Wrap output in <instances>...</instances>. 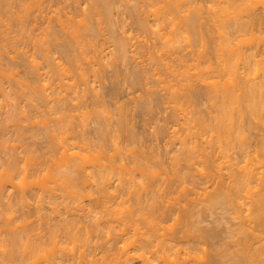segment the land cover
I'll use <instances>...</instances> for the list:
<instances>
[{"label":"rangeland","instance_id":"rangeland-1","mask_svg":"<svg viewBox=\"0 0 264 264\" xmlns=\"http://www.w3.org/2000/svg\"><path fill=\"white\" fill-rule=\"evenodd\" d=\"M3 1V0H2ZM2 1L0 0V5H1V10H0V22H1V17L4 15L5 16V14H6V16L4 17V18H6L5 20H4V18H3V20L4 21H6V23L2 20V23H0V33H2L1 35H0V67H2V69H0L1 70V72H0V84H1V88H0V143L1 144H3L2 142H4L5 141V143L3 144V145H0V173L2 174L3 172V175L6 173V171L8 170V169H6L7 167H10V165H11V163H10V161H12L11 160V158L12 157H16L15 155H16V153L18 152V154H17V157L19 158V160H20V162H21V160H22V162L23 161H25L28 157H26V156H30L32 159H31V161L32 162H30V160H26L25 162H21V163H17L18 164V170H17V172H18V176H15L16 178H14L15 180H13V181H16V179H17V181L15 182V183H24V184H22L21 183V185H20V187H19V185L18 184H16V185H18V187L22 190H20L17 186H14V182L12 183V182H9L8 181V179L7 180H5V179H3L4 180V182H2L1 180H0V182H2V183H4L5 184V182H6V186L9 188V189H6V187H4V186H2V184H0V188L1 187H4V189H2V191L3 190H5L6 189V193L4 192V195H2V191H1V193H0V195H2V196H0V197H2L3 199H5V200H3L2 198H0V256H1V254L3 253L4 255L8 252H6L5 251V253L4 252H2V250L4 251V249H9L10 251H12V252H10L11 254H12V256L14 257V253L16 254V258H14V261H13V259H10L9 258V256H10V254H8V255H6L5 257L7 258H9L11 261H10V263L11 264H19L20 262H21V260L23 259L21 256L23 255H25L26 256V254L28 255V256H26V258L24 259V261L26 262H24V261H22V262H24L25 264H32V262H34V261H36L35 263H33V264H46L47 262L46 261H48L47 259L45 260L44 258H43V256L45 257H48L49 256V258L51 257V256H53V255H55L54 253H56V255H58V254H61V252H62V250H65V251H63V253H67L66 255L67 256H74L75 254H78L79 253V250L80 249H82V248H80V249H76V251H75V248H76V246H77V248H79V247H82V246H80V245H77V244H75L74 242H71V239H69V237H68V239L66 238V239H64L63 241H64V244H63V242L61 241V243H60V241L58 242V240H57V245H58V243H59V249H55L54 247H53V245H56V244H54V239H52V242L51 241H48V240H51L50 238H52L51 237V232L50 231H52V227H53V225L51 226V224H53V222H56V221H60V216L63 214V215H65V217H67L68 218V216H70L69 218H71L72 216H74L73 215V210L72 211H70L69 212V210L67 209V207L69 208V206H67L66 204H68L69 205V203H74V201H76L78 204H73V207H70V208H76L75 207V205H77L80 209L79 210H77L78 209V207H77V209H75L74 210V214L76 213H78V215H76L75 214V216L74 217H78V216H80V218H82L83 220H81V221H83V222H85V223H92L93 222V220L94 219H96V216L98 217V221L100 220V218L101 217H99V212L101 213L100 214V216L102 215V220H100L101 222H104L103 220H104V217L105 216H107L106 214H107V212H106V206L105 205H103V204H105L104 202H103V199H106V198H108V197H106L105 198V193L103 194V192H101L100 191V193H102L103 195H105V196H102L101 194L99 195V192L97 193V191H95V194H93V198H91L90 196H86V197H79L78 199H77V196L75 195H73V194H71V192L72 191H70V189L71 188H69L68 190L67 189H64V188H66V186H68V184H65L66 182L68 183V180L65 182V181H63V180H61V179H57L56 177H51V176H54L52 173H49L52 169L54 170V169H56V168H61L60 167V165H62L63 166V164H64V162H65V158H70V157H63L64 158V162H61L60 163V165L56 162V161H58V158H59V156H60V152H62V150L64 149H62L60 146H62L61 145V143L59 144V138L58 137H56V136H59L60 138H61V134H62V132L61 131H59V130H57L58 128H57V126H55V128H56V130H55V128H54V125H57V123H58V120L56 121L55 120V118H56V116H58V117H60L58 114H62V115H64V113H57L56 114V116H55V108H57L58 109V111L59 110H61L62 109V111H63V107L65 106L66 108H67V110H68V112L69 113H67V114H69L68 116L69 117H71V121H72V123H73V121H75L74 123L75 124H72V125H74L73 126V128L71 129V131H72V133L73 134H70V133H66V135L65 134H63V135H65V143H66V140H68V143L70 142L69 140H70V136L72 135V137L71 138H73V135H74V138H75V136L77 137V136H79V134L81 133L82 134V130H80V131H82V132H80V133H78V131H79V129H77V130H75L76 128H77V124L78 123H80V125H81V123H86L85 125H81V127H80V125H79V128L81 129H83V130H85V136H87L88 135V137H91V134H92V132L91 131H93V129H94V127H95V125H97V122H98V125L100 124V126H98V127H101L102 129L104 128V130H105V132H107V130L108 129H106L107 127L109 128L111 125H113L114 123V125L115 126H113V127H110V128H116V126H117V123L120 121V123H122V121H124L125 122V116L127 115V114H129V118H127V116H126V118H127V120L129 119V121H128V123H126V124H124V126L127 128L126 130H125V128H123L121 125L122 124H120V126L122 127H120L121 128V131H119V132H117L116 133V131H114L115 133H112V137L114 138L115 136L114 135H117L116 137L117 138H114V140H115V143L117 142V140H118V143H119V145L118 146H120V147H123L124 145H126V144H124V145H121V144H123V143H125L126 141V143H127V147L131 144H135V146L134 145H132V152H130V146H129V148L127 149L125 146V148L123 149H121L120 151V156L122 155L121 153H124V152H126L125 153V155L123 154V156H122V158H124V161H128L129 163H130V166L131 165H133V166H137V168L135 169V170H131L132 172H131V174H130V172L128 173V176H130V175H132V176H130V178H129V182L127 181V183H128V185H129V183H130V187H128V185H127V183L125 182V184H124V182L122 181L123 179H118V177H117V175H112V179L114 180L113 181V185H114V189H113V187H112V189L113 190H115V193L117 192V191H119V193L118 194H116L114 197H113V200H111V202H110V204L111 203H115V204H117V205H120L119 203H121V206H120V208L122 209L123 207H125L124 205H129V202L130 201H133L134 202V200L135 199H133L132 197H134L135 198V196H131L132 195V192H125L126 191V186H127V188H129V189H131V188H134L133 186L135 185V186H137L138 187V185H140L139 183H135V181L137 182L138 180H139V182L142 180V178H146L147 177V175H145V174H148V176H150L149 175V173H145L144 172V170L147 168V165H149L150 166V168H154V167H156V169L155 170H158V168L157 167H159L158 165H153V164H156L155 162L156 161H158L157 159H161L162 160V164L158 161L157 163H160V167H161V165H163V164H165L166 162H167V164H166V166H164L163 165V168L161 167V169H163V171L165 172V173H162L163 171H161V170H158V171H160L159 173H160V178L162 179H160V181H162V182H157V180H158V176H157V179H156V184L158 185H156V186H154L155 188H157L158 189V187H159V189L157 190V191H155L156 193H157V195L155 194V197H153V198H155L156 200H157V203L158 204H160L161 203V205L162 204H166L165 206L164 205H162V206H164V207H166V208H168V210H169V207H170V209H172L173 208V213L171 214L169 211H171V210H169L168 212L170 213L169 215H170V217H167L166 219L168 220H165L164 221V218L162 219L161 217H157L158 218V220L160 221V223L161 224H159V226L157 227V226H155V228H154V226H153V228L152 229H149V225H153V224H157V223H159V221H157V218L155 219V217H153L152 219H150V218H148L149 220H148V222H147V220L145 221V219H144V224L146 225H144L143 224V222L141 221V223L139 222V220H141V217H140V219L137 217V218H135L134 220L136 221V222H131L130 221V223H133V225L131 224L130 225V223H128L129 221H127V223H126V221H124V223H123V221L121 222L120 220H121V218H119V217H121L122 215L124 216L123 218L125 219L126 217L125 216H127V214H128V212L127 211H125V209L123 208L122 209V211L123 212H125V215H124V213H122V211L120 212V211H116L117 213H111L112 211H110V214L111 215H109V219L108 220H110L109 221V223L111 222V220H114V221H112L111 222V224H110V226L111 225H116V226H111L112 228L114 227L115 229H119V230H117V231H119V233L118 232H116L115 231V229L113 228H111L110 226H108L107 225V227H110L111 229H112V231L113 232H111V231H109V229L107 230L108 231V234H107V231L105 232L107 235H104L105 233H104V231H101V233H100V231H96V233H98L96 236L97 237H95L94 236V238H93V240H98L99 241V243H100V241H101V244H104V243H108L109 242V244H113L110 248H108V252L110 253L108 256H110L109 258L110 259H113V258H116V260L118 259L117 257H115V256H117V254L119 253V251H121L120 249H124V248H126V249H129V250H132V248H135L134 246H136V244H134V240L133 239H135V238H137V237H139V232H143L144 231V229H145V231H147L148 229L149 230H157V228H159V231L158 232H160L161 234H164V231H163V229L164 230H168L169 231V234H168V231H167V233H165L166 235L168 234V235H171L170 234V231H175L174 233L176 234L177 232V236H178V238H179V234H184V233H186V235L184 234L183 236H184V238L183 239H185V237H189L188 239H192L191 240V242L190 243H192V244H198L197 246L198 247H196V249H195V251H197L198 249H199V251H198V253H197V255L198 256H200V254H201V256H203L204 254L203 253H207L206 252V250H205V252L203 251V248L205 249V246H206V248H208L209 249V246L212 248V245L213 244H215V243H218L220 240L219 239H221L222 240V238L221 237H223L222 235V233L224 232H226L227 233V229H229V227L231 226V225H233L234 223H232V222H237L238 221V219H239V216H238V219L237 218H235L237 215L236 214H238V213H234V210H232L233 208H232V206H231V204L228 202V203H226V202H224L225 203V205H224V207L223 206H220V208H219V206L218 205H213L210 201H211V199L209 198L211 195H210V193H209V191H207V190H209V189H211L212 188V184H209L208 182V184L211 186H209L207 183V185L206 184H204V183H202V184H200V177L198 178L199 179V181H197V182H199V183H197V187H194V189H195V191H194V189L193 188H190L191 186L193 187L194 185H195V183H194V181H193V184H192V182H191V180H189V179H192V180H195L196 181V179L195 178H193V177H191V178H189V176L187 177V176H185V174H184V179H183V181H181L180 180V182H182L183 184L184 183H188V180H189V182L191 183H188L189 184V187L187 186V191L188 190H193V192H191V191H188L187 193H186V188H185V192H183V188H181L183 185H181V183L180 182H178L179 180L178 179H176V180H174L173 179V181H171L172 179H170V178H176L177 176L175 175V173H174V171L173 170H176V169H178L179 168V166H180V169L182 170V171H184V170H186V166H188L187 164L188 163H186V162H184L185 160H180L179 161V163H176V162H178L177 161V159H176V161H174L175 160V158H176V155H175V153L177 154V155H179V152H180V149L182 150L183 148H181L180 146H182L183 147V143L182 142H184V145H185V143H186V145H187V143H189L190 141V139L191 140H193L194 142L196 141V139H197V134L196 135H194L193 134V132L195 133V131L197 132V130L198 129H200L197 125H198V123L196 124V125H193V124H195L196 122H195V120L194 121H192V120H190V121H187V120H189V118H190V116H193L194 114L196 115V114H202V115H204L205 117H208V119L211 117V119H213L212 118V116L214 117L215 116V114H217V116H219L218 115V113L220 114V115H224V114H221V106L219 105L218 107H219V109H218V107L216 106V105H218V102H221V104H222V98H223V95L224 94H222L223 93V83H224V79L225 78H223V76H220V77H217L216 79L219 81V78H220V81L218 82V83H216L215 85L213 84V83H209L208 84V81L206 82L205 81V85H204V81L203 80H201L200 81V79H197L198 78V74L195 72V68L194 69H190V71H188V72H190L191 74H189L188 73V76H186L185 78H187L188 79V82H189V78H190V84H187L188 82H186V84H184V85H182V88H183V90H184V88L186 89V90H182L183 92H184V94H182V91L180 92V94H182V95H180V100H181V102H185V100H186V103L181 107V105H177V102L175 101V99H173V97L171 96V93H170V84H169V87H166V84L168 83V82H171V81H169V79H168V81L167 82H165V81H161L160 80V78H159V80H160V82H156L157 80V78L158 77H163V72H165L166 71V75H167V78H168V76L170 75V73L172 74V72H171V69L170 68H168V69H166L165 68V66L166 65H164V67L163 66H161V65H163V63H162V61H166L167 59V61H169V63L171 64V62H173L174 63V66H176V64L179 66V67H181V65H179L180 64V62H179V60H181V63H185L186 65H185V68L187 69V66H190V68H191V66L193 67V65H194V63H190V62H197V60L199 61V62H201L200 63V65L201 66H203L202 64H203V60L204 59H201V57H202V55L200 56V52H203V50L204 49H206V52H207V47H208V45L210 44V42H211V48L213 49V52H212V54L213 55H215V57L214 56H212V54H210L211 52H209V50L210 49H208V52L209 53H207L208 54V56H210V59H212L213 58V60L215 59L216 60V58H217V61H216V63H215V65L218 63V60L220 59V56L221 57H224L225 56V54L223 55V51H221L220 50V52H222L221 54L218 52V50H219V48H218V45H216V42H218L219 41V39H218V37H215V36H219V38L221 39V37H220V32H219V30L218 29H215V28H217L216 26H215V30L214 31H212V29H211V27L209 28V26H211L215 21L214 20H211L210 19V17H209V14H208V10H209V8H208V10H207V6L209 5V3H211L210 1H209V3H208V0H206V2H200V4L202 3L204 6H206L205 4L207 3V6H206V8L203 6V7H201V10H200V13H201V11H202V15L201 14H199V16L201 15L202 16V21H200L201 19L200 18H198V21H199V24H200V22L202 23L203 21V23H205V24H202V25H206V23H207V26L205 27V28H207V29H205V28H203V29H205V31H203V32H206L205 34L207 35L206 36V39L203 37V38H200V39H203V41H205V42H203L202 41V43H206V42H208L207 44H206V46H205V44H198V39H197V41H195L196 42V45H197V47H198V51H197V49H196V47L194 48V46H196L194 43H192L193 45L192 46H190V43L188 42L189 40H186V39H188V38H186L185 39V36L183 35V38H182V33L180 34L181 36H179V34L177 33V35H178V38L179 39H181V40H177L176 39V37H175V39H176V41L177 42H175V43H178V41H179V44L178 45H180L179 47H178V45H177V47L179 48L178 49V51H177V57H178V55L180 54V59H178L177 57H176V53H174L173 54V51L171 52V55H172V57H171V55H170V59L167 57V55L168 54H170V52H168V54L166 53V55H165V53L164 54H162V57H161V60H160V62H156V61H154V57H156L157 58V56H155V53L157 52L156 50H158L159 49V47L158 46H160V48L162 47V45L164 44V40H165V37L163 38L162 37V39H164V40H161V39H158L157 38V34H155V32H149V29H147V32L148 33H146V30L144 29L145 28V26L143 27L141 24H142V22L144 23V22H147V21H149V22H147V24L148 23H150V25H154V26H150V28L152 29V31L154 30V29H156L158 26V22L156 23V21L157 20H154V19H156V17H155V15H154V13L152 14V12L149 14V13H147V11L149 12V10H148V8H149V4L148 5H146L147 3H144L143 4V2H139L138 0H124V2H123V0H114V1H112L113 3H111L112 4V8H111V14H110V17H108L109 18V20H108V18H107V21H110V22H107V23H104L105 22V20H103V18H105V17H101V21H99V18L97 17V16H95V17H90V18H92L91 19V21L93 22V21H95V22H93V24H95V25H97L96 27H99V29H96V32H97V30H99V34H98V36H96V38L95 39H98V43H99V46H100V48L103 50H99V52H100V56L101 57H104V59H103V62H102V58H101V67H102V70L100 69L101 67L99 66L100 64H98L97 65V63H95L94 62V59L92 60V59H90V56L89 57H87V59H89V61L90 60H92L93 62H94V64L96 65V66H99L100 68H98V69H100V71H99V73L97 72V67L96 66H94V64H93V62L91 63V64H93V66L96 68V70H95V68H94V70H93V72H96V74L93 76V72L92 71H90V68L89 67H92V65L91 64H89V66H88V68H89V71H90V73H89V80H90V83H89V86H90V84H91V82H92V85L91 86H93L92 87V92H95V90H93L94 88H96V90L98 91V90H100V92H98V94H101L102 93V95H103V97H102V95L101 96H98V98L99 99H97L96 100V103H93V101H91V100H93L92 98H91V96L93 97V93H92V95H91V88H87V89H82V90H88L86 93L85 92H82L83 94H84V97L85 96H88L86 99L88 100V101H85L86 99H84V102L85 103H83V105H82V102L83 101H81V88L83 87V85L85 86V84L81 81V83L80 84H78L79 83V79H80V77L78 78V76H79V73H78V75H77V73H73V75H74V77H75V79H76V77L78 78L76 81H77V91H78V93H76V91H74L73 89L75 88L74 87V85L73 84H76V82H75V80H74V78H73V75H71V72H70V74H69V72L67 73V76L69 77V75L71 76V78L69 77H67L66 76V78H65V76H64V78H60V77H63V74L64 73H62V76L58 73V72H56V73H58V75L55 73V71H54V73H55V76H53V74H51V72H53V71H49L51 68H50V66L49 65H51L50 64V60L52 61V59H53V55H54V59H53V61L55 60V63L58 61L59 62V59H60V62L61 61H63V63H67V61H65L66 60V56H64L63 54V52H61L60 50H57V48H58V44H56V49H55V46H54V44H55V42H54V44H53V41L51 40V42H52V44H50L49 46L51 47H49L48 46V48H50L51 50H50V52H49V57H47L48 59H46V57L45 56H47V54L45 53V51H44V48L46 47H43L42 46V48L40 47V45H41V43H39L38 44V41L39 40H41L40 42H42L43 43V41H42V39H44V41L45 40H48L47 38H50V37H47L46 39L45 38H43L44 37V34H45V30L47 29L46 27L48 26V31H49V29H50V26H52L51 27V29L50 30H52V28L54 27V30H55V27H56V32H58L61 28H62V22L64 21V22H66V19H63V18H68V16L72 13V15L74 14V17H75V21H74V23H76L77 21H76V17H77V20L78 19H80L81 17H82V15H81V17H80V14L82 13V11H84V7H88V6H90L89 4H88V2H90L91 0H38V4L36 3V6H35V2H37V1H35L34 2V4L33 3H31L30 5L32 6V7H30V9H29V7H28V10H29V12H27L28 10L26 9V12H24L25 11V8H27V7H25V6H23V7H25L24 8V11L22 12V10L21 11H19L20 9H22L23 7H21L20 6V4H21V1H20V3H18V2H14L13 3V5L11 6V8L12 9H10V7H9V9L11 10V12H16V13H10V15L8 16V14H9V10L7 11V10H5L7 7V5H9V3L11 4L12 2L11 1H9V3L7 2V4H5V2H4V4L2 5L1 3H2ZM17 1V0H16ZM24 1V0H23ZM22 1V2H23ZM26 1V0H25ZM118 1H120V2H118ZM128 2V1H130V2H128V7H131L130 9L129 8H127V4H125V2ZM200 1H204V0H200ZM33 2V1H32ZM116 2V3H115ZM139 2V3H138ZM24 3V2H23ZM22 3V4H23ZM26 3V2H25ZM30 3V0H28L27 1V3L26 4H29ZM124 3V4H123ZM14 4H15V6H14ZM113 4H115V5H113ZM137 4H139V5H137ZM143 6H141V5ZM199 4V3H198ZM6 5V6H5ZM19 6V7H17V9L18 10H15L16 9V6ZM24 5V4H23ZM38 5L40 6V8L38 7ZM125 5V6H124ZM130 5V6H129ZM161 5H163V4H161ZM211 5V4H210ZM4 8H3V7ZM29 6V5H28ZM138 8H137V7ZM139 6H140V8H139ZM145 6V7H144ZM148 6V7H147ZM6 7V8H5ZM14 7H15V9H14ZM193 7V6H192ZM125 8H127V10L125 9ZM134 8H135V10H134ZM143 8V9H142ZM145 8V9H144ZM184 8V9H183ZM183 10H179V11H175V13H177V16L174 18V19H178L177 21H168V19L166 20V22L167 23H165L166 24V26L167 25H169V26H171L172 28H173V25L176 23V25L177 24H179L178 26H177V30H178V28H179V30L178 31H180L181 30V28H182V26H180V25H183V23H182V19L180 18V17H182L183 19L185 18L184 16H186L187 14H189V12H191V13H193V9H188L189 7H186V6H183ZM15 10V11H14ZM86 10H88V9H86ZM132 10V14L129 12V11H131ZM144 11L143 13H141L140 11ZM147 10V11H146ZM186 10H188V13H187V11ZM192 10V11H191ZM205 10H207V12H205V16L206 17H203L204 16V11ZM2 11V12H1ZM6 11V12H5ZM17 11H18V14H20V16L22 17H20L19 15H17ZM138 11V12H137ZM182 11H183V13H182ZM184 11H186V12H184ZM21 12H22V14H21ZM81 12V13H80ZM136 12V13H135ZM146 12V13H145ZM3 13V14H2ZM5 13V14H4ZM24 13H25V15H27L26 17H25V15H24ZM77 13V14H76ZM138 13V14H137ZM141 13V14H140ZM190 13V14H191ZM207 13V14H206ZM1 14H2V16H1ZM11 14H13L14 15V17L11 15ZM59 14V15H58ZM60 14H62V16H64L65 14L66 15H68V16H66V17H63L62 18V16L60 15ZM78 14H79V16H78ZM83 14V13H82ZM145 14V15H144ZM179 14V15H178ZM183 14V15H182ZM61 16V18L63 19V21L61 22V18L60 17H58V16ZM72 15H70V19H72L71 17H72ZM134 15V16H133ZM154 15V16H153ZM173 15V14H172ZM171 14H170V16L169 17H167V18H169V20H171L170 19V17L172 16ZM153 18L154 17V19H152L151 17ZM14 18V21L12 20L13 18ZM27 17H28V19H27ZM73 17V18H74ZM80 17V18H79ZM97 17V18H96ZM113 17V18H112ZM135 17V18H134ZM136 17H137V19H136ZM139 17V18H138ZM140 17H142L141 19H140ZM146 17H147V19H146ZM150 17V18H149ZM179 17V18H178ZM21 19V21H20V19ZM58 18L60 19V21L58 20ZM89 18V17H88ZM89 18V19H90ZM94 18V19H93ZM206 18H208V19H206ZM7 19H9L8 21H7ZM10 19L12 20V21H10ZM19 19V20H18ZM25 19H26V21H25ZM69 19V18H68ZM111 19V20H110ZM140 19V20H139ZM81 20V19H80ZM98 20V21H97ZM137 20V21H136ZM153 20L155 21V23L153 22ZM211 20V21H210ZM23 21H24V23H23ZM69 21V20H68ZM67 21V22H68ZM136 21V22H135ZM178 21H181V22H179L178 23ZM210 21V25L208 24V22ZM213 21V22H212ZM13 22V23H12ZM60 22H61V25H60ZM67 22L65 23V27L63 26V28H67V31H69L70 33H71V31H70V28H69V26H68V24H67ZM79 22V21H78ZM103 24H102V23ZM168 22H170L171 24L172 23H174L173 25H170V23H168ZM21 23H23V24H21ZM97 23V24H96ZM163 22H161V24H163V25H165ZM181 23V24H180ZM3 24H6V25H3ZM19 24V25H18ZM56 24V26H54ZM67 24V25H66ZM105 24V26H103ZM137 24V25H136ZM161 24H159V27H160V25ZM217 24V23H216ZM18 25V26H17ZM22 25V26H21ZM61 27V28H59V26ZM107 25H109L110 27H109V29H107L108 27H107ZM139 25H140V28H139ZM214 25H215V23H214ZM2 26V27H1ZM7 27V29H6V27ZM12 26V27H11ZM15 26V27H14ZM24 26H26L25 27V29L24 30H26V28H27V31H24V30H22L21 28L22 27H24ZM66 26H68V27H66ZM101 26V27H100ZM111 26L114 28V29H116V30H114V32H113V29L111 28ZM138 26V27H137ZM142 26V27H141ZM203 26V27H204ZM13 27H14V29H13ZM106 27V28H105ZM174 27H175V25H174ZM202 27V26H201ZM201 27H198V28H201ZM5 30H4V29ZM21 29L22 31H23V33H25L24 34V36L22 37V38H24V39H21V36L20 35H23V34H21L22 33V31L21 30H19V29ZM104 28V29H103ZM168 28V30H169V28L170 27H167ZM167 28L165 29V30H167ZM12 29H13V31H12ZM59 29V30H58ZM208 29H210L211 30V32H213V34L214 35H211V33L210 34H208V32L209 31H206V30H208ZM262 31H261V30ZM260 29H258L257 27H256V29L254 28V32L255 33H253V31H252V29H250V30H248L249 32V34H247V38L249 39L250 38V35H251V37L253 38L254 37V39H252V38H250V40L251 41H249L248 42V40H247V42H245L246 44H247V46L248 45H250L251 44V46H250V48L252 47V45L254 44V46L257 44V42H259V46L258 45H256V47H254L253 46V48H252V50H253V52H254V56L252 55V57H251V59H256V58H259L258 60L260 61L261 60V62H260V64L261 63H264V62H262V61H264V53H263V51H264V42H262V41H264L263 39H264V35H263V33H264V27H262V28H260ZM16 30H18V31H16ZM29 30H31V31H29ZM65 30V29H64ZM145 30V31H144ZM170 30H171V28H170ZM175 30V29H174ZM184 30V29H183ZM183 30H182V32H183ZM202 30V29H201ZM218 30V31H217ZM256 30H257V32H256ZM6 31V32H5ZM19 31H21V32H19ZM47 31V32H48ZM60 31H62V29L60 30ZM59 31V32H60ZM105 31V32H104ZM118 31V32H117ZM143 31V32H142ZM151 31V30H150ZM155 31V30H154ZM173 31V30H172ZM216 31V32H215ZM4 32V33H3ZM8 32V33H7ZM29 32V33H28ZM46 32V33H47ZM58 32V34H59V37L61 36V34ZM63 32V31H62ZM64 32H66V31H64ZM104 32V33H103ZM175 32V31H174ZM173 32V33H174ZM215 32V33H214ZM251 32V33H250ZM16 33V34H15ZM49 33V32H48ZM48 33L47 34H45V36L46 35H48ZM98 33V32H97ZM97 33H96V35H97ZM117 33H120V35L119 34H117ZM151 33V34H150ZM167 33H168V31H167ZM167 33H166V35H167ZM176 33V32H175ZM184 33V32H183ZM259 33V34H258ZM69 33L67 32V35L65 36V37H63L62 38V36H61V39L60 40H66L65 38L68 36L70 39H72L71 37L72 36H69L68 35ZM102 34V35H101ZM112 35V37H111V35ZM121 34H123V35H121ZM125 34V35H124ZM154 34V35H153ZM219 34V35H218ZM253 34H255V35H253ZM5 36V38L7 39V37L9 36H12V37H8V40H11L12 41V38L14 39V43H15V45H14V43L12 44V42L11 41H9V42H4V41H7L3 36ZM27 35V36H26ZM29 35H31V36H34V38H32V39H30V41H29V38L28 39H26ZM62 35H64V34H62ZM92 35V34H91ZM101 35V36H100ZM117 35V36H116ZM131 35H133V36H131ZM150 35H151V37H150ZM156 35V36H155ZM176 35V34H175ZM174 35V36H175ZM176 35V36H177ZM19 36H20V38H19ZM49 36V35H48ZM88 36H90V35H88ZM116 36V37H118V38H114V37ZM124 36V37H123ZM126 36L128 37V39L126 38ZM131 36V37H130ZM257 36H258V38H257ZM3 37V38H2ZM67 37V38H68ZM91 37H95L94 35L93 36H91ZM98 37V38H97ZM101 37V38H100ZM105 37V38H104ZM119 37L120 38H122V39H119ZM159 37V36H158ZM209 37V38H208ZM241 37V36H240ZM263 37V38H262ZM17 38H19V39H17ZM37 38V39H36ZM40 38V39H39ZM42 38V39H41ZM51 38H52V36H51ZM50 38V39H51ZM68 38V40H70ZM100 38V39H99ZM155 38V39H154ZM218 40H217V39ZM241 38H243V37H241ZM247 38H245V39H243V41H246V39ZM5 39V40H4ZM53 39V38H52ZM102 39V40H101ZM113 39H114V41H113ZM125 39V41L126 42H131V44H127V47H128V49H129V52L127 53V55H126V57H120V58H118L119 59V61H118V59H116V60H114V57L113 56H115V58H116V52H118V50H116V49H114V47H115V45H116V48L118 47V45L115 43L116 41H117V43L119 42V41H122V40H124ZM129 39H131V40H129ZM154 39V40H153ZM158 40V44H159V40L160 41H162V42H160V44L159 45H155L154 43L156 42L157 43V40ZM259 39H261V40H258ZM18 40V41H17ZM24 40V41H23ZM27 40V41H26ZM54 40V39H53ZM139 40H140V42H139ZM142 40V41H141ZM153 40V41H152ZM156 40V41H155ZM184 40V41H183ZM186 40V41H185ZM196 40V39H195ZM236 40L237 39H235L234 41L236 42ZM255 40H256V42H255ZM26 41V43H24ZM48 41H50V40H48ZM57 41V40H56ZM133 41V42H132ZM46 42V41H45ZM50 42V43H51ZM102 42H103V44H102ZM135 42V43H134ZM147 42H148V44H147ZM182 42V43H181ZM183 42H184V44H186V42L189 44V46H188V44H186V46L185 45H183ZM192 42H194V41H192ZM201 42V41H200ZM6 43H9V47H11V48H9V47H7L8 45H6ZM46 43H49V42H46ZM57 43V42H56ZM138 43L140 44V46H138L137 47V45H138ZM154 45H153V44ZM161 43H162V45H161ZM1 44H2V46H1ZM4 44V45H3ZM120 44V43H119ZM129 45H130V47H129ZM152 45V46H151ZM176 45V44H175ZM210 45H209V47L208 48H210ZM18 46H19V48H18ZM136 46V47H135ZM143 46H146V48L145 47H143ZM147 46H148V48H147ZM154 46H156V47H154ZM201 46H203V47H201ZM257 46H258V49H257ZM261 46H262V48H261ZM12 47H13V49H12ZM21 47H23V54L21 53L22 52V50H19V49H21ZM141 47H142V49H141ZM150 47H151V50H150ZM188 47V48H187ZM191 47V48H190ZM194 48V50H193V48ZM201 48V50L202 51H200L199 52V49ZM260 47V48H259ZM4 48V49H3ZM9 48V49H8ZM17 48H18V50H17ZM134 48V49H133ZM138 50H137V49ZM152 48H154L153 50H152ZM156 48V49H155ZM6 49V50H5ZM15 49V50H14ZM24 49H26V51L24 50ZM54 49H55V51H54ZM60 49V48H59ZM187 49V53H186V55H182L181 56V53H183L182 52V50L184 51V53H185V50ZM191 51H190V50ZM254 49H255V51H254ZM48 50L49 49H47V51L46 52H48ZM114 50L116 51L115 53H114ZM156 52H155V51ZM259 50V51H258ZM131 51V52H130ZM139 51V52H138ZM28 52V53H27ZM78 52H79V50H78ZM81 52V51H80ZM101 52H102V54H101ZM145 52H147V54H149L148 55V57H147V65H146V57H145V55H146V53ZM192 52H193V54L194 55H198L197 56V58H196V56L194 57V55H191L192 54ZM205 52V53H206ZM214 52H215V54H214ZM44 53H45V55H44ZM94 53L95 52H93V54H92V51H91V58L94 56ZM113 53H114V55H113ZM159 52H157V54H158ZM205 53L203 52V54H204V56L205 57H208V56H206L205 55ZM216 53H218V55L216 54ZM255 53H256V55H255ZM257 53H258V55H257ZM25 54H26V56H25ZM62 55V56H59V55ZM132 54V56H130ZM134 54V55H133ZM142 54V55H141ZM210 54V55H209ZM220 54V55H219ZM261 54L263 55L261 58H260V56H261ZM27 55H29V57L30 58H28L27 57ZM51 55V56H50ZM128 55H129V57H128ZM154 56V57H152L153 58V60L151 61V56ZM164 55V56H163ZM189 55V57H187ZM56 56V57H55ZM58 56V57H57ZM135 56H136V58H135ZM147 56V55H146ZM169 56V55H168ZM190 56H192V57H190ZM216 56H218V57H216ZM33 57V58H32ZM113 57V58H112ZM174 57V58H173ZM25 58V59H24ZM57 58V59H56ZM59 58V59H58ZM62 58V59H61ZM65 58V59H64ZM126 58H127V60H126ZM158 58H159V55H158ZM163 58H164V60H163ZM171 58H173V59H171ZM194 58H195V60H194ZM28 59V60H27ZM29 59H31V62H32V64L31 63H29L30 62V60ZM37 60L38 62H39V64H37V62L35 63V64H37V68H38V72H36L35 73V75H34V72H35V70H36V65L34 64L33 65V63L35 62L34 60ZM87 59L86 58H83V60H86L87 61ZM111 59H112V61H111ZM141 59H145V61H141ZM166 59V60H165ZM187 59V61H185ZM189 59V60H188ZM263 59V60H262ZM83 60H81L82 61V66H83V64H84V66L86 67V69H87V62L85 63V61L83 62ZM123 60L126 62H123ZM159 59H157V61H158ZM175 62H174V61ZM183 60H184V62H183ZM191 60V61H190ZM212 60V61H213ZM214 60V61H215ZM258 60H256V62L258 61ZM49 61V62H48ZM106 61L108 62V64L106 65ZM138 61V62H137ZM141 61V62H140ZM150 61H151V69H153V70H151L150 72H149V70H150ZM203 61V62H202ZM213 61V62H214ZM254 62H255V60H253ZM3 62V63H2ZM91 62V61H90ZM97 62H99V61H97ZM116 64H115V63ZM154 62H156V64H154ZM255 62V63H256ZM62 63V62H61ZM100 63V62H99ZM112 63V64H111ZM118 63V64H117ZM135 63H136V65H135ZM144 63V64H143ZM157 63H158V65H159V67L156 69L155 68V66L157 65ZM160 63V64H159ZM162 63V64H161ZM190 63V64H189ZM59 64V63H58ZM110 64V65H109ZM188 64V65H187ZM196 64L197 63H195V66L194 67H196ZM219 64V63H218ZM253 65H254V67H255V65L256 64H259V62L258 63H256V64H254V63H252ZM52 65H53V63H52ZM51 65V66H52ZM61 65V64H60ZM63 65V64H62ZM64 65H66V64H64ZM91 65V66H90ZM144 65V67H142ZM172 65V64H171ZM198 65V64H197ZM242 65V63L240 62V66ZM253 65H252V68L253 69H251L250 71H251V75H253L254 76V74H256L257 75V73H258V75H257V77L259 76V78H261L262 77V79H260V81L261 80H264V76H263V74H264V72H263V69L261 70L262 72H263V74H262V72H260V70L258 71V69H257V73H256V69L254 70V67H253ZM5 66V67H4ZM55 66H57V63L55 64ZM55 66H54V68H55ZM106 66H108L107 67V70H106ZM114 66V67H113ZM133 66H134V68H133ZM139 66H140V69L141 70H137V69H139ZM153 66V67H152ZM260 66V65H259ZM149 67V68H148ZM167 67V66H166ZM177 67V66H176ZM257 67V66H256ZM58 68V67H57ZM115 68H118L117 69V71H116V69ZM146 68V69H145ZM156 69V71H155V69ZM183 68H184V65H183ZM197 68V67H196ZM4 69H5V71H4ZM92 69H93V67H92ZM103 69H104V72H103ZM161 69H162V71H161ZM52 70V69H51ZM58 70V69H57ZM145 70V71H144ZM146 70H148V72H146ZM169 70V71H168ZM188 70H189V68H188ZM197 70H198V68H197ZM37 71V70H36ZM75 71V70H74ZM74 71H72V72H74ZM88 71V72H89ZM114 71V72H113ZM137 71L139 72V74L137 73ZM144 73H149L150 75H146L147 76V79H146V76L145 77H143L144 76V74H143V72ZM158 71L160 72V73H162L161 75H159L158 76ZM168 71V72H167ZM240 71H241V69H240ZM254 71H255V73H254ZM77 72H78V70H77ZM100 72L102 73V75H104V77L103 78H101L102 77V75H101V77L99 76L100 75ZM108 72V73H107ZM117 72V73H116ZM192 72H194V74L192 73ZM253 72V73H252ZM38 73V74H37ZM169 75H168V74ZM40 74V75H39ZM69 74V75H68ZM119 74V75H118ZM133 74L135 75H138L137 77L138 78H136V76H135V78H136V80H135V78H134V76H133ZM165 74H164V76H165ZM192 74H193V76H192ZM195 74L197 75V76H195ZM211 74V73H210ZM37 75H39V77H36ZM51 75V76H50ZM64 75H66V74H64ZM76 75V76H75ZM106 75V76H105ZM118 75V76H117ZM141 75H142V77H141ZM256 75H255V78H256V80H258V78L256 77ZM41 76V77H40ZM57 76H58V79H57ZM172 77H173V74L171 75ZM170 76V77H171ZM190 76V77H189ZM55 77V78H54ZM152 77H153V79H154V81H153V83H152ZM222 77V78H221ZM39 78H41V81L39 80ZM45 78V79H44ZM60 78V79H59ZM143 78V80H144V82L143 81H141V79ZM192 78V79H191ZM200 78V77H199ZM22 79V80H21ZM69 79V80H68ZM71 79H72V81H71ZM140 79V80H139ZM151 80V82H150V80ZM194 79V80H193ZM196 79V80H195ZM222 79V80H221ZM21 80V81H20ZM59 80H61L60 81V83H61V85H60V83H59ZM74 80V81H73ZM116 80V81H115ZM137 80H138V84H140L139 86L136 84H134L133 83V81H135V83H137ZM192 80V81H191ZM224 80V81H223ZM22 81H23V83H22ZM68 81V83L66 84L65 82H67ZM118 81V82H117ZM145 81L146 82H148L147 84H145ZM174 81H175V79H174ZM174 81H172L173 83H175ZM223 81V82H222ZM259 81V80H258ZM30 82V85L32 84L31 82H33V85H34V82H36L35 84H36V86H37V84H38V88H39V84H40V87H41V84H44V85H42V87L41 88H43V89H41V88H39V92L40 93H44V90H46L45 92V95L47 96V97H50L51 96V99L52 100H49L48 101V99H46L45 100V98L43 97H41V94L38 92V94H40V97H38V95H37V90H36V87H35V85H34V87H33V85L31 86V87H33V88H31L30 86H29V83ZM43 82V83H42ZM75 82V83H74ZM143 83V85H142V83ZM176 82H177V80H176ZM191 82H193V83H191ZM220 82H222V83H220ZM47 83V84H46ZM51 83V84H50ZM69 83H71L73 86V89L71 88L70 90L69 89H67V88H69L70 87V85L68 86V84ZM115 83L117 84V85H115ZM156 83V84H155ZM157 83H159L158 85H157ZM161 83V84H160ZM162 83H163V85H162ZM197 83H198V85H197ZM165 84V85H164ZM192 84H193V86H194V88H193V86H192ZM202 84H203V86H202ZM46 85V86H45ZM57 85H58V87H57ZM79 85L81 86L80 87V89H79ZM147 85V87H146V91H144L145 90V86ZM191 85V86H190ZM201 85V86H200ZM216 85H218L217 87L218 88H216ZM88 86V87H89ZM113 86V87H112ZM144 86V87H143ZM164 86V87H163ZM167 86H168V84H167ZM206 86H207V90H206ZM56 87H57V89H56ZM61 87H62V89H61ZM114 87H116L115 89V91H114ZM118 87V88H117ZM142 87V88H141ZM162 87H163V89H162ZM190 89H189V88ZM192 87V88H191ZM202 87H204L205 88V91H204V88H202ZM214 87V88H213ZM37 88V89H38ZM159 88H160V90H159ZM167 88V89H166ZM182 88H180V90L182 89ZM211 88V91H210V93H209V91H208V89H210ZM220 88L222 89V91L220 90ZM29 89H30V91L31 92H29ZM35 89V91H33ZM56 89V90H55ZM90 89V90H89ZM154 89V90H153ZM155 89H158L157 91L155 90ZM169 89V90H168ZM193 89V90H192ZM212 89H213V92H212ZM41 90V91H40ZM42 90H43V92H42ZM61 90V91H60ZM68 90V91H67ZM71 90H73V91H71ZM79 90H80V93H79ZM113 92H112V91ZM149 90V91H148ZM153 90V91H152ZM168 90V91H167ZM196 91V93L195 92H193V91ZM200 90V91H199ZM217 90V91H216ZM221 92H220V91ZM47 91H48V95H47ZM56 91V92H55ZM67 91V92H66ZM101 91H103V92H101ZM112 92V94L113 95H111L110 94V92ZM150 91H151V93H152V96H151V93H150ZM156 91V92H155ZM160 91V92H159ZM165 91V92H164ZM215 91H216V93H215ZM29 92V93H28ZM32 92H34V94L32 93ZM61 92V93H60ZM63 92H64V95H63ZM72 92H74L73 93V95L75 94V97H76V95H80V100L79 99H77V98H75V97H73L72 95H71V93ZM89 92V93H88ZM118 92V93H117ZM156 93V95L158 94V98H159V95H160V98H161V96L163 95V97H162V101L163 102H159L158 103V101H160L161 99L159 98V100L157 101L156 99L157 98H155V93ZM164 92V93H163ZM170 93V95H169V93ZM202 92V93H201ZM219 92V101H218V98L217 99H215V97L214 96H218V93ZM66 93H69V94H66ZM144 93H146V96L144 95ZM193 93H195V95H198V94H200V96L201 97H199V95L197 96V97H199L198 98V100L196 101V98L197 97H195V95L193 96L192 94ZM205 93H206V95H205ZM32 94V95H31ZM148 94H149V96H148ZM164 94H165V96H164ZM169 95V96H167V95ZM211 94H213V96L211 95ZM33 95H36V96H34V98H32L31 96H33ZM70 95H71V97H73L74 99H71L70 98ZM104 95H105V97H104ZM190 95V96H189ZM205 95V97H203ZM220 95H222V97H220ZM61 96H63V97H61ZM89 96H90V98H89ZM142 96H144V97H142ZM183 96V97H182ZM185 96H186V98H185ZM188 96H189V98H188ZM207 96L209 97V98H207ZM148 97V98H147ZM152 97L154 98V100L153 101H151L152 100ZM195 97V98H194ZM213 97V98H212ZM62 98H63V100H62ZM83 98V97H82ZM101 98V99H100ZM104 98V99H103ZM193 98H194V100H193ZM201 98H203V100L201 99ZM36 99H37V101H36ZM41 99H43L44 101H42ZM54 99V100H53ZM56 99V100H55ZM69 99H71V100H69ZM141 99L142 100H144L145 101V103H143V101H141ZM167 99H169L168 101H167ZM170 99H173V100H171L172 102H170ZM200 99V100H199ZM210 99V100H209ZM215 99V100H214ZM220 99H221V101H220ZM39 100H41V101H39ZM62 100V101H61ZM73 100V101H72ZM75 100V101H74ZM77 100V101H76ZM99 100V102L97 103V101ZM101 100H103L102 102H101ZM188 100V101H187ZM192 100H193V104H192ZM207 100V101H206ZM52 102V103H50V106L51 105H53V103H54V111L51 109V111H52V113H50V112H47V111H50V109H48L47 108V106H48V102ZM108 101V102H107ZM136 101H138L139 102V104H140V106H139V104H138V102L136 103ZM201 101V104L199 103ZM207 102V104H206V102ZM217 101V103H215ZM35 102V103H34ZM47 103V105H46V103ZM56 102V103H55ZM63 106H61L59 103ZM70 102H71V104H70ZM76 102H78L79 104H77V106H76ZM124 102H126V103H124ZM157 102V103H156ZM174 102H175V104H174ZM188 102H189V104H188ZM195 102H198V105L196 106L194 103ZM210 102V103H209ZM33 103H34V105L37 103V105H35L36 107H33L34 105H33ZM43 105H42V104ZM73 103V104H72ZM86 103L88 104V105H86ZM106 103V104H105ZM146 103H148V104H146ZM211 103H212V106H214L213 108H212V106H210L211 105ZM38 104H40L41 106H38ZM98 104V105H97ZM102 104H104V106H102ZM119 104V105H118ZM121 104H122V107H123V109H122V107H121ZM142 104V105H141ZM145 104V106H147L148 105V107H146L144 110H143V108L145 107H143V105ZM152 104H154L153 106H152V108L151 107H149V106H151ZM174 104V105H173ZM197 104V103H196ZM204 104V105H203ZM75 106V108L77 109H75L74 107H71V106ZM79 105L81 106V107H79ZM137 105L139 106V107H137ZM171 105H173V106H171ZM187 105H189L190 106V108L192 107V108H194L192 111L191 110H189V107L187 106ZM208 105V106H207ZM45 106V107H44ZM59 106H60V109H59ZM83 106H86V107H83ZM89 108H88V107ZM106 106V107H105ZM108 106V107H107ZM177 107V108H175L176 110H177V112H176V110L174 109V107ZM180 106V107H179ZM202 106V107H201ZM204 106H205V109H204ZM210 106V107H209ZM49 107V106H48ZM62 107V108H61ZM79 107V108H78ZM93 107H94V109H93ZM101 107V109H98V108H100ZM120 107V108H119ZM127 107V108H126ZM140 107H142V108H140ZM185 107H187V108H185ZM197 107H199V109L197 108ZM208 107V108H207ZM215 107H217L216 108V110L214 109ZM43 108V109H42ZM45 108H47V110L45 109ZM52 108V107H51ZM71 110V111H73V112H71V111H69V109ZM84 108V109H83ZM95 108L97 109V110H95ZM107 108H109V109H107ZM129 108V109H128ZM45 109V112L43 113V110ZM57 109H56V112H57ZM88 109V110H87ZM105 111H104V110ZM112 109H114V111L112 110ZM117 109V110H116ZM127 110V113L125 112L126 110ZM173 109V110H172ZM183 109V110H182ZM186 109H187V111H186ZM208 109V110H207ZM211 110V112H210V110ZM214 109V110H213ZM262 109V110H261ZM91 110H93V111H91ZM95 110V111H94ZM100 110V111H99ZM101 110H103V113H102V111ZM118 110H120V111H118ZM122 110H124L123 112V115L125 114V116L123 117L124 118V120H123V118L121 117L122 116ZM131 110V111H130ZM199 110H201V112H204V113H201ZM218 110H219V112H218ZM259 110H261V114H260V116L259 117H257L259 114H257L256 116H254V115H251V117H250V120H249V116L246 118L248 121H251L250 122V124H249V122L246 120V121H244L246 124H244V126L245 127H243V129H245V128H249V126L253 129L254 128V130H252L251 128H249V129H245L244 131H242L241 129V131L242 132H244L245 133V131L247 130V132H249L248 133V135H243L244 133H242V135L243 136H241V134L239 135V136H241V137H238V139L239 138H241V140H238V139H235V140H233L234 142V144H231L229 141H228V143H230V144H227V143H225L226 141H225V139H227V138H223V137H221V139L223 138V144L224 145H228L227 147L229 148V146H231V148L230 149H228L226 146L224 147V145L221 147L220 145V142H221V140H220V142L218 143L217 142V144L219 145V147L220 148H225V149H223V151H221L220 150V148L219 147H215L214 145H215V141L217 140L218 141V139L220 138H217L219 135L217 134V132L216 131H214L215 129L214 128H212V129H209V130H205V132H204V130H200L201 132V134L200 135H202V137H204V138H206L204 141L201 139V136H200V142H202L201 143V145L203 144V142H208V143H206V145H207V149H209L210 150V152H212L211 154H217L216 156H218V157H213V156H211L212 158L211 159H218L217 161L218 162H220V159L222 158V160H221V162L223 161V162H225V160L227 161V162H230V159H232L233 158V156H235L234 157V160H235V158H236V160H243V157H245L244 155H243V152H241V148L240 147H243V148H248L249 146V148H252L251 150H250V152H251V155H255V153L257 152H255V148H258V146H260V145H258L259 143L258 142H261V141H263L264 139V117H262L261 115H263L264 114V109L262 108V107H260L259 108ZM62 111H60V112H62ZM65 111V110H64ZM63 111V112H64ZM96 111H97V113H96ZM112 111V112H111ZM116 111H117V113H116ZM173 111H175L174 113L176 114V115H174V113H172ZM182 111V112H181ZM198 111V112H197ZM208 111H209V113H208ZM214 111H215V113H214ZM67 112V111H66ZM81 112V113H80ZM85 112H87V114L86 115H88V116H85V114H83V113H85ZM95 112V113H94ZM101 112V113H100ZM108 112H109V117L111 118H108ZM120 112V113H119ZM129 112V113H128ZM146 112V113H145ZM188 113V115H187V113ZM195 112V113H194ZM207 112V113H206ZM213 112V113H212ZM216 112H218V113H216ZM262 112H263V114H262ZM46 113V114H45ZM91 113H93V114H91ZM107 113V114H106ZM111 113V114H110ZM114 113V114H113ZM172 113V114H171ZM183 113H185V114H183ZM189 113H191V114H189ZM194 113V114H193ZM211 113V115H210V117H209V114ZM258 113V112H257ZM49 116H48V115ZM66 114V113H65ZM72 114H74L73 115V117H72ZM79 114L82 116V115H84L83 117H81V116H79ZM101 114V115H100ZM103 114V115H102ZM118 114V115H117ZM130 114H131V116H130ZM199 114V115H200ZM208 114V115H207ZM212 114H214V115H212ZM43 115H45V116H43ZM94 115H95V117H94ZM97 115H98V117H97ZM99 115L100 116H102V117H99ZM106 115H107V117H106ZM113 115V116H112ZM52 116V117H51ZM53 116H55V118L53 117ZM65 116V115H64ZM67 116V115H66ZM76 116V117H75ZM114 118H112V117ZM119 116V117H118ZM178 116V117H177ZM182 116V117H181ZM185 118H184V117ZM187 116H189V117H187ZM52 118V120L51 121H49V118ZM57 117V118H58ZM79 117V118H78ZM81 117V118H80ZM255 117H256V119H255ZM61 118V117H60ZM59 118V119H60ZM64 119H66L65 117H63ZM62 118V119H63ZM76 118V119H75ZM98 119V121H97V119ZM101 120H100V119ZM179 120H178V119ZM186 118H188V119H186ZM251 118H253V119H251ZM53 119H54V121H53ZM62 119H61V121H62ZM73 119V120H72ZM75 119V120H74ZM79 119H80V121H79ZM85 119V120H84ZM96 119V120H95ZM111 120V122L110 121H106V120ZM116 119H117V121H116ZM257 119H262L261 121L259 120H257ZM77 120V121H76ZM115 120V121H114ZM177 120L179 121V122H177ZM183 120H185V121H187V123H185ZM210 120V119H209ZM208 120V121H209ZM216 120V119H215ZM253 120V121H252ZM61 121H60V125L62 126V124H61ZM84 121V122H83ZM97 121V122H96ZM104 122V127H103V123L102 122ZM114 121V122H113ZM182 123H181V122ZM212 121V120H211ZM258 121V122H257ZM57 122V123H56ZM111 124H110V123ZM117 122V123H116ZM188 122H190L192 125V129H190L191 130V137L188 135V137H190V139H186L188 142H186L185 140H184V137L187 135L186 133H187V131H189V130H185V129H187V128H185L184 126H186L185 124H190V123H188ZM193 122V123H192ZM214 121H212L211 123H213ZM248 122V123H247ZM257 122V123H256ZM259 122H262V124L263 125H261V123L260 124H258ZM53 123H55V124H53ZM63 123V122H62ZM65 123V122H64ZM66 123H68L67 121H66ZM77 123V124H76ZM109 123V125H107ZM129 123H131V124H129ZM183 123H185V124H183ZM69 124H70V126H69ZM107 126H106V125ZM118 124V125H119ZM256 124V125H255ZM181 125V126H180ZM247 125V126H246ZM249 125V126H248ZM252 125V126H251ZM259 125H260V127H259ZM48 126H49V128H48ZM53 126V127H52ZM68 126H69V128L70 127H72L71 126V123H68ZM68 126H62V128H64V127H68ZM76 126V127H75ZM131 126V127H130ZM190 126V125H189ZM212 127H214L213 125H211ZM210 126V127H211ZM257 126V127H256ZM133 127H134V129H133ZM180 127V128H179ZM194 127V128H193ZM196 127V128H195ZM49 130H48V129ZM60 128V127H59ZM61 128V129H62ZM75 128V129H74ZM86 128V129H85ZM96 128V127H95ZM165 128V129H164ZM167 128V129H166ZM176 128V129H175ZM67 129V128H66ZM100 129V128H99ZM122 129H124V130H122ZM184 129V130H183ZM194 129H196V130H194ZM214 129V130H213ZM63 130V129H62ZM75 130V131H74ZM87 130H89L88 132L90 133H88V132H86ZM104 130H101V132H100V130H98V128L96 129V131H94V132H99V133H103L104 132ZM135 130H136V136L134 135L135 134ZM177 130V131H176ZM179 130H180V133H179ZM182 130V131H181ZM52 131V133H53V135H51L50 134V132ZM126 131L130 134V135H128V133L126 134ZM130 131H132V132H130ZM134 131V132H133ZM186 131V132H185ZM47 132L49 133V135L47 134ZM61 133L60 135L58 134L57 135V133ZM68 132V131H67ZM122 132V133H121ZM125 132V133H124ZM185 134H184V133ZM204 132V133H203ZM207 132H208V134H207ZM211 132H214L213 133V135H212V133ZM216 132V133H215ZM247 132H246V134H247ZM252 132V133H251ZM63 133H65V131L63 132ZM77 133V134H76ZM93 134V137L94 138H96L95 140L91 137V139H93V141L92 140H90V141H88V142H90L91 143V146L89 145V143L88 144H86L85 145V147H87L88 149H90L89 147H91V151H89L90 153H92L93 151H94V153L95 152H97V151H99L100 149H99V144H101V143H103V141H105L104 142V144L106 145L105 147L107 148V149H110L109 151H107V152H112V154L113 153H116V152H114V149H116L115 148V146L113 145H111L110 147H108L109 145H108V136H109V134H107V133H105V135L103 136V134L101 135V134ZM132 133H134L133 135H134V137H130L131 135H132ZM181 134L180 136H179V134ZM198 133V132H197ZM241 133V132H240ZM251 133V134H250ZM262 133V134H261ZM54 134H56L55 135V138H54ZM68 134H69V136H68ZM80 134V135H81ZM84 134V133H83ZM107 134V135H106ZM207 134V135H206ZM236 134V133H235ZM234 134V135H235ZM261 134V136H259ZM98 135V136H97ZM139 136V138H138V136ZM185 135V136H184ZM210 135V136H209ZM211 135H212V137L215 135V139H214V137L213 138H211ZM110 136V137H111ZM198 136H199V133H198ZM205 136H207V137H205ZM237 136H238V134H237ZM237 136H236V138H237ZM244 136L246 137V139H248V141L246 140V139H243L244 138ZM64 136H62V138H63ZM67 137L69 138V139H67ZM111 137V138H112ZM118 137H120V138H118ZM124 137V138H123ZM127 137H129V138H127ZM135 137H137V140H136V138ZM181 137L183 138V140L181 139ZM193 137H195V138H193ZM225 137H226V135H225ZM232 137H234V136H232ZM261 137V138H260ZM263 137V138H262ZM51 140H53V141H51ZM73 138V140L71 141V142H73V141H75V144L76 143H78L77 142V140H80V139H74ZM79 138V137H78ZM81 138V137H80ZM112 138V139H113ZM187 138V137H186ZM251 138H252V140H251ZM254 138V139H253ZM258 138H260V139H262L261 141H260V139H258ZM5 139V140H4ZM55 139H57V140H55ZM89 139V138H88ZM102 139V140H101ZM107 139V140H106ZM121 139V140H120ZM125 141H124V140ZM133 141H132V140ZM134 139L136 140V142L134 141ZM195 139V140H194ZM208 139H214L215 141H212V140H210V142L212 141L213 142V147L212 146H210L209 144H210V142L208 141ZM232 139H234V138H232ZM242 139H243V141H242ZM4 140V141H3ZM7 140V141H6ZM59 140V141H58ZM100 142H99V141ZM181 140H182V142H181ZM245 140L247 141L246 143H245ZM2 141V142H1ZM51 141V142H50ZM92 141V142H91ZM107 141V142H106ZM111 141V140H110ZM119 141H123V143L121 142H119ZM198 141H199V138H198V140L196 141L197 143H198ZM235 141H238V143L237 142H235ZM240 141V142H239ZM253 141V142H252ZM56 142V143H55ZM58 142V143H57ZM94 142V143H93ZM200 142H199V144H200ZM212 142H211V145H212ZM215 142V143H214ZM250 142H251V144H250ZM51 143V144H50ZM63 143V142H62ZM74 143V142H73ZM130 143V144H129ZM182 143V144H181ZM191 143V142H190ZM205 143L203 144V145H205ZM236 143V144H235ZM245 144V146L243 145V144ZM249 143V144H248ZM64 144V143H63ZM67 144V143H66ZM66 144H64V147H65V145ZM109 144H111V142H109ZM117 144V143H116ZM129 144V145H128ZM239 144V145H238ZM242 144V145H241ZM246 144H247V146H246ZM30 145H31V147H30ZM50 145V146H49ZM73 146H71L72 147V149L74 148V144H72ZM94 145H97V147L96 146H94ZM205 145V146H206ZM234 145V146H233ZM235 145H237V146H235ZM249 145V146H248ZM257 145V146H256ZM7 146V147H6ZM67 147L69 146V144L68 145H66ZM133 146H134V148H133ZM141 146V147H140ZM212 148V149H210V147ZM217 146V145H216ZM253 146V147H252ZM26 147H29V148H26ZM63 147V146H62ZM66 147V149H68ZM96 147V148H95ZM112 147L114 148V149H112ZM136 147V148H135ZM143 147V148H142ZM236 147V148H235ZM50 148H51V150H50ZM77 147H75L74 149H76ZM86 148V149H87ZM93 148H95V149H93ZM145 148V149H144ZM153 148V149H152ZM216 148V151H217V153H213V151H214V149ZM217 148H219V149H217ZM226 148L228 149L227 151V153L226 154H229V155H226L224 152L226 151ZM242 148V149H243ZM26 149V150H25ZM34 149V150H33ZM35 149H37V150H35ZM54 149V150H53ZM55 149L57 150V151H55ZM59 149V150H58ZM62 149V150H61ZM85 149V150H86ZM130 149V150H129ZM139 149V150H138ZM13 150V151H12ZM27 150H28V153H27ZM31 150V151H30ZM47 150H49V151H47ZM61 150V151H60ZM68 150H70L71 151V148H69ZM122 150H124V151H122ZM128 152H127V151ZM145 150H147V152L145 151ZM212 150V151H211ZM219 150V151H218ZM231 150V151H230ZM249 150H248V152H249ZM11 151H12V153H11ZM36 151V153H33V152H35ZM48 153H47V152ZM55 151V152H54ZM70 151H67V152H70ZM73 152H74V150H72ZM71 151V152H72ZM82 151V150H81ZM88 151V150H87ZM86 151V154L87 153H89V152H87ZM139 151H141V152H139ZM152 152V153H150V152ZM154 151H156V153L154 152ZM215 151V152H216ZM220 151L221 152H223V153H220ZM237 151H239V152H237ZM243 151V150H242ZM246 151H247V149H246ZM50 152H53V153H50ZM56 152H58L59 153V155L57 154L56 155ZM66 151H64L63 153H65ZM71 153L70 154V156H72V154H74V153ZM82 152H84V151H82ZM129 152H130V154H131V156H129L130 154H129ZM134 152V153H133ZM142 152H143V154H142ZM146 152V153H145ZM230 152V153H229ZM232 152H233V154H232ZM237 152V153H236ZM249 152V153H250ZM253 152V153H252ZM20 153V154H19ZM28 154V155H26V154ZM31 153V154H30ZM62 153V154H63ZM93 153V154H94ZM98 153V152H97ZM97 153L96 154H94V156L95 155H97ZM110 153H108V154H110ZM128 153V154H127ZM141 153V154H140ZM149 153L152 155V156H154L153 158H152V156L150 157V155H149ZM160 153V154H159ZM239 153V154H238ZM258 153V152H257ZM256 153V154H257ZM11 154V155H10ZM25 154V155H24ZM33 154V155H32ZM53 154V155H52ZM99 154V153H98ZM127 154V155H126ZM139 156H137V155ZM156 154V155H155ZM172 154H174V156L172 155ZM219 154H220V156H219ZM222 154H224V155H226V156H228L227 158L225 157V159H223L224 157V155H222ZM232 155V157H231V155ZM43 155V156H42ZM50 155V156H49ZM65 155V154H64ZM63 155V156H64ZM89 155V154H88ZM92 155V154H91ZM149 155V156H148ZM158 155V156H157ZM159 155H161V156H159ZM171 155V156H170ZM237 155V156H236ZM238 155H239V157H238ZM243 155V156H242ZM9 156V157H8ZM22 158V157H24V158H20V157ZM46 156L48 157L47 158V160H46ZM53 156H54V160H53ZM56 156V157H55ZM93 156V155H92ZM99 156L100 155H98L97 157L99 158ZM126 156H129L130 158L132 157V160L131 159H128L129 157H126ZM137 157V159H139V160H137V159H135L136 157ZM222 156V157H221ZM45 157V158H44ZM96 157V156H95ZM96 157V158H97ZM140 157H142L141 159L143 160V161H141L140 160ZM146 157V158H145ZM159 157H161V158H159ZM178 157V156H177ZM221 157V158H220ZM237 157H238V159H237ZM37 158V159H36ZM38 158L40 159V160H38ZM42 158H44V159H42ZM60 158H61V156H60ZM59 158V159H60ZM72 159H73V157H71ZM91 160H90V159ZM89 158H88V160L91 162H89L88 161V163L86 162L85 164H86V166H84L85 164H83L82 165V169L84 170L85 169V167H86V169H90L91 170V164H92V162H93V158L91 157V156H89ZM102 158H104V159H102ZM126 158V159H125ZM134 158V159H133ZM145 158V159H144ZM151 158V160H149ZM163 158V159H162ZM171 158H172V160H171ZM174 158V159H173ZM198 158V157H197ZM242 158V159H241ZM9 159V160H8ZM13 159V158H12ZM62 159V158H61ZM147 159H148V161H147ZM198 159H200V158H198ZM34 160V161H33ZM53 160V161H52ZM101 160H103L101 163L102 164H100L99 162L101 161ZM107 160L108 159H106V157H101L100 156V158L99 159H97V160H95L94 162L96 163V165H94V164H92V168L94 169V167H93V165L94 166H96V167H98V170H97V168L95 167V169L96 170H94L96 173H98V172H100L102 169H106V168H109V166L111 167V165L109 164V166L108 167H106L107 165H108V162H107ZM133 160H136V161H139V163H138V165H137V162H135V161H133ZM145 160V161H144ZM156 160V161H155ZM171 160V161H170ZM197 160V159H196ZM196 160H195V162H196ZM233 160V159H232ZM6 161V162H5ZM27 161H29V162H27ZM37 161V162H36ZM97 161H98V163H97ZM141 161V162H140ZM152 161V162H151ZM174 161V162H173ZM9 162V166H7V163ZM41 162V163H40ZM53 162H55L54 163V165H53ZM58 162H60V160L58 161ZM103 162H105V164H107V165H103ZM145 162H147V164L145 163ZM164 162V163H163ZM194 162V163H195ZM242 162H244V160L242 161ZM24 163H27V164H24ZM43 163V164H42ZM63 163V164H62ZM89 163H90V165H89ZM128 163V164H129ZM143 163V164H142ZM150 163H153L152 164V167H151V164ZM184 164V166H181V164ZM5 164H6V166L7 167H4L5 166ZM24 164V165H23ZM31 164V165H30ZM45 164H47V165H45ZM88 164V165H87ZM135 164V165H134ZM140 164V165H139ZM146 164V166H144L145 167V169H143L142 171H143V173H145L144 174V177L142 176L143 175V173H142V171L140 170V168L138 167V166H141V169L142 168H144L142 165H145ZM170 164V165H169ZM172 164V165H171ZM196 164L200 167V162L198 163V161L196 162ZM224 164V163H223ZM227 164V163H226ZM226 164H224L225 166H226ZM20 165H22V166H20ZM30 165V166H29ZM32 165H33V167H32ZM34 165H35V167H34ZM43 165V166H42ZM49 165V166H48ZM54 167H53V166ZM168 165V166H167ZM178 165V166H177ZM194 166H193V168H195V169H191V171L193 170H195L194 172L192 171V173H196V169L199 171V169H198V166H196L195 164H193ZM24 166V167H23ZM38 166H39V169H40V171H39V169H38ZM41 166V167H40ZM56 166H58V167H56ZM65 166V165H64ZM63 166V167H64ZM84 166V167H83ZM88 166V167H87ZM90 166V167H89ZM103 166H105V168H103ZM176 166V167H175ZM225 166H223V168L225 167ZM29 168L28 169V171H27V169L25 170L24 168ZM37 167V168H36ZM43 167H44V169L45 170H47V171H49V172H47V171H45L44 169H43ZM56 167V168H55ZM62 167V168H63ZM134 167V168H135ZM164 167H166L165 169H167V171L164 169ZM190 167V166H189ZM188 167V168H189ZM22 168V169H21ZM37 169L36 170V172H35V170L34 169ZM79 168V173L78 172H76V173H78V174H76V176L78 175V176H80L81 177V179H82V176L80 175V174H83L82 173V170H80V168L81 167H78ZM139 168V169H138ZM150 168L148 167V169H147V171L149 172L150 171ZM169 168H170V170H172V171H170L169 170ZM173 168V169H172ZM187 168V169H188ZM222 168V169H223ZM226 168L228 169V170H230L229 168H228V166H226ZM5 169H6V171H5ZM19 169H21V170H19ZM85 169V170H86ZM92 169V170H93ZM152 169H151V171H152ZM160 169V168H159ZM227 169H223L222 171L224 172L223 173V175L224 176H226V174H227V177H228V172H227ZM30 170V171H29ZM31 170H33L32 172H35L36 173V175H34L32 172H31ZM43 170H44V172H43ZM78 170V169H77ZM109 170H110V168H109ZM108 170V171H109ZM138 172H137V171ZM190 170V169H189ZM20 171H21V174L19 175V173H20ZM89 171V170H88ZM134 171L136 172V173H134ZM140 171V172H139ZM169 171V172H168ZM8 172V171H7ZM26 172H28V173H26ZM42 172V173H41ZM46 172V173H45ZM85 172V171H84ZM166 172H167V174L168 173H170V174H168V175H171L169 178H168V176H167V174H166ZM187 172H189V171H186L185 173H187ZM200 172V171H199ZM196 173V175H197V177H198V175L200 176V173ZM23 173V174H22ZM27 175H26V174ZM45 173V174H44ZM89 173L90 174H93V175H96V173L94 174V172H90L89 171ZM139 173H141V174H139ZM172 173H174V175L172 174ZM0 174V175H1ZM7 174V173H6ZM26 175V177H29V178H26L25 179V175ZM38 174V175H37ZM41 174V176H39ZM86 174H87V170H86ZM85 173H84V175H86ZM134 174H137L136 175V177L134 176V178H138V179H135L134 180V178H133V182H134V184L132 185L131 184V179H132V177H133V175ZM29 175V176H28ZM43 175V176H42ZM49 176L50 175V177H46V176ZM159 175V174H158ZM5 177H7L8 178V174H7V176L6 175H4ZM21 176V177H20ZM138 176V177H137ZM139 176H141V177H139ZM146 176V177H145ZM162 176H165V177H162ZM194 176H195V174H194ZM2 177V176H1ZM20 178V182H19V178ZM22 177H24L23 179H22ZM35 177V178H34ZM86 177V176H85ZM85 177H83V178H85ZM116 177V179H114ZM39 178V179H38ZM51 178V179H50ZM128 178H126V179H128ZM140 178H141V180H140ZM164 178H167V179H164ZM189 178V179H188ZM22 179V180H21ZM118 179V180H117ZM126 179H124L125 181H126ZM170 179V180H169ZM29 180V181H28ZM55 180V181H54ZM58 180V183H56V181ZM118 182H117V181ZM167 180V182L165 183V181ZM178 180V181H177ZM186 180V181H185ZM202 180V179H201ZM7 181L9 182V183H7ZM24 181V182H23ZM38 181V182H37ZM46 181H47V183H46ZM50 181V182H49ZM61 181V182H60ZM164 181V182H163ZM168 181H171V182H169L168 183ZM177 181V182H176ZM33 182H35V184L33 183ZM54 182V183H53ZM121 182H123V183H121ZM173 182V183H172ZM11 183V184H10ZM28 183V184H27ZM41 183V184H40ZM62 183V185H60ZM89 183H91L92 184V182L91 181H87L86 182V186L88 187L89 185V187L91 188L92 187V185L91 184H89ZM118 184V186H116L115 187V185H117ZM159 183V184H158ZM160 183L162 184L163 183V185H160ZM174 183H175V185H174ZM180 183V184H179ZM186 183V184H187ZM13 184V186H11ZM27 184V185H26ZM38 184H40V185H38ZM45 184V185H44ZM64 184H65V186H64ZM71 184V183H70ZM123 184V185H122ZM138 184V185H137ZM169 184H172V186H170ZM177 184H179L178 186H177ZM187 184V185H188ZM10 185V186H9ZM24 185V186H23ZM31 185H33V186H31ZM36 185V186H35ZM63 187V189L60 187ZM120 185H122V188H121V186ZM165 185V186H164ZM166 185H168V187L166 186ZM204 186V188H202L203 186ZM36 188H35V187ZM44 186L46 187V188H44ZM59 186V187H58ZM70 186V185H69ZM124 186V187H123ZM173 186H175V188L173 187ZM180 186V187H179ZM200 186V187H199ZM202 186V187H201ZM17 187V188H16ZM26 189H24V188ZM33 187V188H32ZM50 187H52V191H51V188ZM57 187H58V189H57ZM89 187H88V189H89ZM137 187H135V188H137ZM162 187V188H161ZM169 187H173L172 189H174L175 190V192H174V190L172 191V189H169ZM180 188V189H177V188ZM206 187V188H205ZM29 190H31V191H29ZM40 188V189H39ZM49 188V189H48ZM54 188V189H53ZM116 188H118V189H116ZM125 188V189H124ZM134 188V189H135ZM168 188V190L169 191H166V190H164V189H167ZM188 188H190V189H188ZM198 188V189H197ZM200 188H202V189H200ZM17 189H19V190H17ZM43 189V190H42ZM57 189V190H56ZM94 189H95V187H94ZM121 189H124L123 191H124V193H127V194H125V196H123L124 195V193L122 194V193H120V192H122V190ZM133 189V190H134ZM160 189H162V190H160ZM181 189H182V191H181ZM206 189V190H205ZM17 190V191H16ZM65 190V191H64ZM132 190V189H131ZM177 190V191H176ZM178 190H180L179 192H178ZM201 190V191H200ZM205 190V191H204ZM19 191V192H18ZM24 191H26L25 193H26V195H25V193L23 194V192ZM29 191V192H28ZM159 191V192H158ZM161 191V192H160ZM171 191H172V193H171ZM197 191H198V193H197ZM14 194H13V193ZM31 192H33V193H31ZM62 192V193H61ZM65 192V193H64ZM68 193V195H67V193ZM69 192H70V194H69ZM169 192V193H168ZM183 192V193H182ZM202 192V193H201ZM204 192V193H203ZM209 193V194H206V193ZM17 193V195L18 196H20L21 197V195H24V197H25V199H22V200H20V197H18V198H15L16 196H15V194ZM22 193V194H21ZM29 193H30V195H29ZM130 193V194H129ZM161 193V196H163L162 197V199H164V200H161L160 198H161V196H159V194ZM165 193V194H164ZM168 194V196H167V194ZM171 193V194H170ZM178 193H179V196H178ZM185 193L186 194H188V195H186L185 196ZM54 194H56V195H54ZM63 196H65V197H67V199L65 200V201H63L62 203H61V205H60V203L59 202H61V201H59V200H62L63 198H65V197H63ZM121 194V195H120ZM176 194V195H175ZM182 194V195H181ZM202 194V195H201ZM96 197H95V196ZM129 196V198H128V196ZM134 195V194H133ZM172 195V196H171ZM181 195V196H180ZM195 195H196V197H195ZM206 195L208 196V195H210V196H208V197H206ZM15 196V197H14ZM56 197L55 199H54V197ZM61 196V197H60ZM75 198V199H77V200H73V198ZM99 196H101V197H104L103 199H101V197H99ZM149 197L148 198H151V194L150 195H148ZM156 196H158V197H156ZM166 198H165V197ZM172 197V200H173V202H172V200H171V197ZM189 196V197H188ZM192 196V197H191ZM198 196V197H197ZM5 197V198H4ZM90 197V198H89ZM98 197V198H97ZM115 197H116V199H115ZM123 197V198H122ZM168 197V198H167ZM178 197H181V198H178ZM183 197H185V198H183ZM191 197V199H193V200H191L192 201V203H191V201L189 200V198ZM194 197H195V199H194ZM11 200H10V199ZM15 198V199H14ZM53 198V199H52ZM69 198V199H68ZM131 198H132V200H131ZM152 198V199H153ZM183 198V199H182ZM204 198V199H203ZM16 199L17 200H19V202L18 203H16L17 201H16ZM27 199H30V201L29 200H27ZM50 199V200H49ZM52 199V200H51ZM84 199V200H83ZM91 199H93L92 200V202H89ZM95 199H96V201H97V203H95L96 201H95ZM101 199V200H100ZM109 199V198H108ZM110 199H112V198H110ZM117 199H118V202H117ZM119 199H121V200H119ZM124 199V200H123ZM152 199H150L151 201H152ZM165 199H167V200H171V201H167V200H165ZM185 199V200H184ZM206 199V200H205ZM13 200H15V201H13ZM53 200H58V204L59 205H57V201H54V203H53ZM71 200H72V202H71ZM158 200H159V202H158ZM160 200H161V202H160ZM175 200V201H174ZM182 200V201H181ZM186 200H189L188 202L186 201ZM7 201V202H6ZM13 201V203H11ZM31 202V203H29V202ZM70 201V202H69ZM126 203H125V202ZM128 201V202H127ZM164 201V202H163ZM177 201V202H176ZM183 202V203H181V202ZM184 201H185V203H184ZM204 201H206V202H204ZM209 201V202H208ZM24 203V205H21L22 203ZM26 202H27V204H26ZM65 202V203H64ZM69 202V203H68ZM75 202V203H76ZM82 202V203H81ZM100 202V203H99ZM101 202H103L102 204H101ZM123 202H124V204H123ZM133 202H131V203H133ZM200 202V203H199ZM16 203V204H15ZM20 203V204H19ZM52 203V204H51ZM56 203V204H55ZM79 203H81L80 205H79ZM167 203H168V206L169 207H167ZM179 203H181V205L182 206H179L180 204ZM188 203H190L189 204V207H191L192 205V207H191V209L187 206L188 205ZM195 203H196V205H195ZM210 204V205H207V204ZM11 204H14V205H11ZM62 204H65L66 205V207L65 206H63ZM70 204V205H71ZM92 204H93V207H92ZM96 204V205H95ZM98 204H100V206L98 205ZM177 206H179V207H176V205ZM187 204V205H186ZM4 205H8L7 207H5ZM10 205V206H9ZM17 205H18V208H17ZM36 205V206H35ZM42 205V206H41ZM51 205H53L52 207H51ZM82 205V206H81ZM102 205V206H101ZM123 205V206H122ZM183 205H184V207H183ZM13 206V207H12ZM25 207V208H23L24 209V212L25 213H27V215H23L24 214V212H23V209L21 210V208L22 207ZM58 206H60L59 207V211H58V208H56V207ZM72 206V205H71ZM116 206V205H115ZM186 206H187V208L190 210V212L188 211L187 212V210H185V209H187L186 208ZM196 206V207H195ZM203 206V207H202ZM205 206V207H204ZM208 206H210V207H208ZM212 206H213V208H212ZM231 206V207H230ZM9 207L10 208H13V209H9ZM15 207H16V210H14L15 209ZM38 209V210H40L39 212H38V210L36 209V208ZM41 207V208H40ZM46 207V208H45ZM95 207H97V208H95ZM180 207H182L181 209H180ZM198 207H202L201 209L200 208H198ZM218 207V208H217ZM44 208V209H43ZM54 208L55 209H57V210H54ZM83 208V209H82ZM91 208V209H90ZM92 208H93V210H92ZM103 208H105V209H103ZM126 208V210H127V207H125ZM204 208H206V209H204ZM227 208V209H226ZM8 209V210H7ZM31 209V210H30ZM34 209H35V211H37V212H34ZM43 209V210H42ZM50 209V210H49ZM51 209H52V211H51ZM62 209L64 210V211H62ZM82 209V210H81ZM99 211V209H100V211L98 212L97 210ZM102 209V210H101ZM183 209V210H182ZM195 209V210H194ZM196 209H198L197 211H199V212H197L196 211ZM202 209H204V212L202 211ZM230 209V210H229ZM9 210H11V212L9 211ZM26 210V211H25ZM45 210V211H44ZM87 210V211H86ZM89 210V211H88ZM96 210V212H95V214L97 213V215H95L93 212ZM116 210H118V209H116ZM179 210H181V212L179 211ZM194 210V211H193ZM229 210V211H228ZM233 212H232V211ZM237 210V209H236ZM235 210V211H236ZM4 211L5 212H7V213H5L4 214ZM28 211H30V214H28L29 212ZM55 211V212H54ZM80 211H82V212H80ZM90 211H92V212H90ZM104 211V212H103ZM171 211V212H172ZM248 210H245V211H243L244 213H246ZM23 212V213H22ZM40 212H41V214H40ZM46 212V213H45ZM66 212V213H65ZM103 212V213H102ZM120 212V213H119ZM230 212H232V213H230ZM32 213V214H31ZM35 213V214H34ZM42 213H45V214H42ZM56 213V214H55ZM82 213H85V215L83 214V215H81ZM95 215H93V214ZM106 213V214H105ZM127 213V214H126ZM178 213L180 214V216L178 215ZM181 213H182V221L180 220V218H181ZM187 215H186V214ZM190 213V214H189ZM200 213H201V215H200ZM47 214H49L48 216H47ZM54 214H55V216H54ZM67 214V215H66ZM69 214V215H68ZM87 214V215H86ZM114 214V215H113ZM117 214V215H116ZM191 214H193V216L191 215ZM234 214H235V216H234ZM30 215V216H29ZM40 215H44L43 217H41ZM53 215V216H52ZM62 215V216H63ZM92 216V218H91V216ZM113 215V216H112ZM119 215V216H118ZM178 216V217H176V220H175V216ZM185 215V216H184ZM190 215V216H189ZM197 215V216H196ZM230 215V216H229ZM239 215V214H238ZM21 216H22V218H21ZM24 216H26V217H24ZM27 216H28V218H27ZM35 216V217H34ZM51 217V219H47L46 217ZM58 217V218H55V217ZM62 216H61V219L63 220V219H66L65 217H63L62 218ZM81 216H83V217H81ZM117 216V217H116ZM174 216V217H173ZM192 216V217H191ZM195 216H196V218H195ZM234 217V219H237V220H232V218ZM8 217V218H7ZM45 217V218H44ZM113 217H115V218H113ZM172 217V218H171ZM180 217V218H179ZM188 218V220H186V218ZM23 218H25L26 220L24 221V219ZM32 218H33V220H32ZM91 218V219H90ZM110 218H112V219H110ZM122 218V219H123ZM7 219H8V221H7ZM31 221H30V220ZM46 219V220H45ZM52 219H54V220H52ZM55 219H56V221H55ZM76 219V218H75ZM78 219V218H77ZM84 219H85V221H84ZM139 219V220H138ZM175 220V221H173V220ZM183 219H185V220H183ZM190 219V220H189ZM7 222H6V221ZM36 220H37V222H36ZM41 220V221H40ZM49 220V221H48ZM52 222H51V221ZM68 220V219H67ZM80 220V219H79ZM87 220H88V222H87ZM89 220H91V221H89ZM97 220V219H96ZM125 220H127V219H125ZM143 220V219H142ZM152 220H154V221H152ZM232 220V221H231ZM23 221H24V224H23ZM28 221H30L29 222V224H28ZM44 221V222H43ZM119 221V224H120V226H123L122 228H119L120 226L117 224V222ZM138 221V222H137ZM167 224V225H164V227H162V225H163V223L164 222ZM186 221V222H185ZM229 221H230V223H229ZM8 224V225H10V226H8V228L7 227H5V224L6 223ZM26 222H27V224H26ZM36 222V223H35ZM49 222H51V224L50 225H48L49 224ZM146 222V223H145ZM180 222H182V223H180ZM191 222H192V225H191ZM194 222V223H193ZM196 222H198V223H196ZM223 222V223H222ZM11 223V224H10ZM20 223V224H19ZM31 223V224H30ZM45 223H46V225H45ZM48 223V224H47ZM58 223V222H57ZM60 223V222H59ZM123 223V224H122ZM140 223V225H138V224ZM153 223V224H152ZM185 223H186V225H185ZM188 223H190L189 225H190V227H189V225H188ZM196 223V224H195ZM33 224H34V226H33ZM40 224V226H38L37 228L38 229H40L39 227H43L42 229H40V232H39V230H37V228H36V226L37 225H39ZM42 224H44V226H42ZM124 224H126V226H128V227H125V225ZM170 226H169V225ZM172 224H173V226H172ZM174 224H176V226H178V224H179V228H177ZM184 225L185 226V231H184V226L182 227V226H180V225ZM200 224V225H199ZM216 224V225H215ZM218 224V225H217ZM16 225V226H15ZM20 225H21V227H25V228H21L20 230H19V228H18V226L20 227ZM22 225H24V226H22ZM102 225H104L103 223H102ZM117 225L119 226V227H117ZM129 225H130V227H131V229H130V227H129ZM137 225V226H136ZM142 225H144V227L142 226ZM158 225V224H157ZM230 225V226H229ZM13 228H12V227ZM28 226V227H27ZM29 226H31L32 228L31 229H33L34 231H32L31 229H29L30 227ZM50 226V227H49ZM133 226V227H132ZM135 226H136V228H135ZM142 226V228H140ZM167 226H168V228H167ZM201 226V227H200ZM211 226H213V227H211ZM219 226V227H218ZM221 226H223V227H221ZM228 228H227V227ZM30 230V231H28V229ZM48 229H47V228ZM140 228V231H138L137 229H139ZM148 227V228H147ZM157 227V228H156ZM171 227V228H170ZM180 227H182V228H180ZM188 227V228H187ZM194 227V228H193ZM204 227H208V230L206 229V228H204ZM217 227H218V229H217ZM5 228H7V229H5ZM18 228V229H17ZM36 228V229H35ZM128 229V231H126L127 229ZM150 228H151V226H150ZM160 228H161V230L163 231V232H161V230H160ZM165 228H167V229H165ZM190 228H191V230H190ZM193 228V229H192ZM202 228H203V231H212V232H215L216 231V233L218 232H220L221 233V235H219L220 236V238H219V236H218V238L216 237V236H213V237H211V238H205V236H203V237H201V239H198V238H200V236L199 237H197V235H199V233L200 232H202ZM214 228V231L212 230ZM224 228V229H223ZM226 228V229H225ZM12 229H14V230H12ZM44 229L46 230V231H44ZM51 229V230H50ZM78 229V228H77ZM76 229V227H75V230H77ZM123 229H125V230H123ZM130 229V230H129ZM135 229V230H134ZM142 229V230H141ZM171 229V230H170ZM177 229V230H176ZM180 229V232L181 231H183V232H181V233H179V230ZM198 229V230H197ZM219 229H220V231H219ZM222 229V230H221ZM9 230V231H8ZM11 230L12 231H14V232H16L15 234H17L19 231V233H24L25 234V236L24 235H22V239L23 240H25L26 238H27V240H25V241H23L21 238V240H19V241H12L11 239H12V237H11V239H10V237L8 238L7 236H9V234H10V232H11ZM28 232H27V231ZM49 230V231H48ZM81 230V229H80ZM104 230H106V228H104ZM133 230H134V232H133ZM193 230V231H192ZM201 230V231H200ZM218 230V231H217ZM227 230V231H226ZM8 231V232H7ZM18 231V232H17ZM21 231H23V232H21ZM42 231H44V233L42 232ZM82 231H84V229H82L81 230V232ZM114 231H115V235L114 234H112V235H114L112 238L110 237V236H112L111 234H109V232H111V233H114ZM177 231V232H176ZM187 231V232H186ZM190 231H192V233L190 232ZM194 231L196 232V234L197 235H194ZM200 231V232H199ZM14 232L12 233L11 232V236H13V234H14ZM36 232V233H35ZM39 232V233H38ZM45 232H47V234H49L48 236H47V234L45 233ZM79 232V231H78ZM121 232V233H120ZM122 232H124L125 233V235H124V233H122ZM130 232H133L134 234H135V232H136V237L134 238V236L135 235H133V233L131 234ZM138 232V233H137ZM189 232H190V234H189ZM18 233V234H19ZM28 233V234H27ZM29 233H30V235H29ZM32 233V234H31ZM43 233V234H42ZM118 233V234H117ZM126 233H128V235L126 234ZM129 233H130V235H133V236H130L129 237ZM225 233V234H226ZM34 234V235H33ZM35 234H36V238L38 239H41V240H39L38 239V242L40 243V241H41V243H42V245H41V243L40 244H38L39 246L41 245V246H44V249H42L43 247H39L38 245H37V240L34 238V241L36 242V243H33L34 241H33V238H31V237H34L35 236ZM40 234V235H39ZM42 234V235H41ZM123 237V240H122V237H120V235ZM142 234V233H141ZM165 234L163 235V236H165ZM188 234H189V236H188ZM224 234V235H225ZM5 235H7L6 237H5ZM20 235V234H19ZM28 235V236H27ZM32 235V236H31ZM39 235V236H38ZM80 235H81V233H80ZM98 235H99V237H98ZM100 235H104V237L102 236V238H101V236ZM116 235H117V237H116ZM181 235H180V239H182V237H181ZM196 236V237H194V236ZM24 236V237H23ZM30 236V237H29ZM38 236V237H37ZM41 236H42V238H41ZM49 236H50V238H49ZM118 236H119V238H118ZM227 236V235H226ZM226 236H224L225 238H226ZM26 237V238H25ZM43 237H44V239H43ZM48 237V238H47ZM57 237H59V236H57ZM115 237L117 238V239H115ZM125 237H127V238H129L128 240H127V238H125ZM131 237H132V239H131ZM166 237V236H165ZM165 237H163L164 239H165ZM193 237V238H192ZM214 237H216L217 239H216V241L217 242H215L214 240H215V238ZM224 237H223V239H224ZM8 238V239H7ZM31 238V239H30ZM65 238V237H64ZM71 238V237H70ZM99 238V239H98ZM101 238V239H100ZM107 238V239H106ZM108 238H110V240H108ZM157 238V240H161V238H162V236L160 235L159 236V239H158V237H156ZM177 238V239H178ZM197 238V239H196ZM4 239V240H3ZM8 241V243H7V241ZM43 239V240H42ZM105 241H104V240ZM112 239V240H111ZM132 241H131V240ZM164 239H162V240H164ZM179 239V240H180ZM204 239V240H203ZM212 239V240H211ZM228 239L230 240L231 238H229L228 237ZM10 240L12 241V242H10ZM31 240V241H30ZM47 240V241H46ZM69 242H68V241ZM107 240H108V242H107ZM116 240V241H115ZM119 240V241H118ZM126 240H127V242H126ZM193 240H197V241H195L196 243H194L193 242ZM226 240V239H225ZM29 241V242H28ZM33 241V242H32ZM73 241V240H72ZM79 241V240H78ZM77 241V242H78ZM104 241V242H103ZM114 241H115V244H114ZM132 242V244H131V242ZM135 241H136V239H135ZM165 241V240H164ZM178 241V240H177ZM205 241V242H204ZM211 241V242H210ZM14 242V243H13ZM19 242V243H18ZM27 245V247H26V245L24 244V243ZM27 242V243H26ZM33 243V246L34 245H37L38 247H39V249L37 248V246H35L36 247V249L37 250H35V247H30L31 249H32V251L34 250V255L37 257L40 253L43 255V256H40L39 255V257H35L31 252L32 251H29L28 252V247L29 246H31L30 244L31 243ZM49 242V243H48ZM69 244H68V243ZM80 242V241H79ZM78 242V243H79ZM113 242V243H112ZM118 242V243H117ZM121 242H124V243H121ZM125 242L127 243V244H125ZM11 243L12 244H14V245H11ZM45 243V244H44ZM48 243V244H47ZM135 243H138V241L137 242H135ZM202 245H201V244ZM206 243V244H205ZM211 243V244H210ZM22 244H24V245H22ZM44 244V245H43ZM73 246H71V245ZM119 244V245H118ZM122 244H124L125 246H123ZM130 244V245H129ZM208 244V245H207ZM232 244H233V242H232ZM231 244V245H232ZM5 245H6V247H5ZM7 245H10L11 247H8ZM15 245H19L18 247L17 246H15ZM21 245V246H20ZM29 245V246H28ZM48 247L47 249L49 250V246L51 247V249H52V247H53V249L51 250V251H48V252H50V253H48L46 250V246ZM57 245H56V248H57ZM61 245V246H60ZM70 247V249H68L69 247ZM105 245H108V244H105ZM118 246L119 248H118V250H116L115 251V249H117L116 248V246ZM122 245V246H121ZM138 245V244H137ZM199 245H201V246H199ZM85 246H86V249H88V247H89V243H87V245L85 244ZM100 246V247H99ZM98 246V248H97V250L99 251L100 250V248H101V245H99ZM103 246V245H102ZM120 246H121V248H120ZM127 246V247H126ZM133 246V247H132ZM162 246V245H161ZM183 246H185V245H183ZM187 246V245H186ZM185 246V247H186ZM214 246V245H213ZM234 248H235V246H234V244L232 245ZM17 247V248H16ZM24 247V248H23ZM63 247V248H62ZM84 247V246H83ZM92 247V246H91ZM106 247V246H105ZM108 247V246H107ZM114 247V248H113ZM154 247H156V245H154L153 246V248ZM158 247L159 246H157L156 248L158 249ZM185 247H183V248H185ZM232 247V248H233ZM20 248V249H19ZM21 248H23V250L21 249ZM34 248V249H33ZM153 248H149V250H148V253L147 252H145V253H147V256H145V255H143V257L141 256H139V257H137L138 256V253H139V251L138 252H135V249H133L131 252H135V257L133 258V260H135L134 261V263L135 264H143V262H144V264H145V262H148V261H150L149 263H151V264H157L156 263V258L158 257H156L155 259H154V257H152L151 258V256L150 255H152L154 252H155V250H157L156 248L154 249V251L153 250H151L150 251V249H153ZM12 249V250H11ZM14 249H16V250H14ZM18 249V250H17ZM31 249H29V250H31ZM46 249V250H45ZM73 249V250H72ZM85 249V248H84ZM90 249V248H89ZM91 249H94V248H91ZM109 249L112 251V252H116V255H115V252H114V255H111L112 254V252L111 251H109ZM200 249H201V252L202 253H200ZM22 250V251H21ZM27 250V251H26ZM55 250V251H54ZM61 252H60V251ZM97 250H95L96 252H98ZM141 250V249H140ZM147 250V249H146ZM160 250V252L161 251H163V250H161L160 248L157 250V252ZM18 251V252H17ZM39 251V252H38ZM42 251V252H41ZM58 253H57V252ZM73 253H72V252ZM183 251H184V249H182L181 250V256H184V254H183ZM22 252V253H21ZM27 252V253H26ZM47 252V253H46ZM71 252V253H70ZM75 252V253H74ZM77 252V253H76ZM156 252V254H158V253H160V252H158L157 253ZM169 252V251H168ZM172 252H173V254H175L174 253V250L172 251V250H170V252L169 253H171V256L169 255V256H167L169 253H165L166 254V256L167 257H169V258H172V257H174V255L172 254ZM18 253H20V254H18ZM24 253V254H23ZM31 253V254H30ZM46 253V254H45ZM52 253H53V255H52ZM100 253V254H99ZM105 253V252H104ZM103 252H102V248H101V251H99L98 253H97V256L99 255H101L102 256V254H104ZM22 254V255H21ZM64 254V255H65ZM72 254H74V255H72ZM156 254H155V256H156ZM161 255H160V257H161V260H163V262H167L168 260H169V258L168 259H166V260H164L165 258H167V257H164V259H163V257L162 256H165V254H164V252H163V254L164 255H162V252L160 253ZM4 255H2V256H4ZM33 255V256H32ZM159 255V254H158ZM173 255V256H172ZM1 256V257H2ZM30 256V257H29ZM69 256V257H70ZM112 256H113V258H112ZM144 256H145V258H144ZM153 256V255H152ZM186 256V255H185ZM197 256V257H198ZM198 257L197 259L199 260H197L196 261V259H195V256H192L191 257V261L190 262H198V263H200L201 262V260H204V258L203 257ZM205 256H206V254H205ZM1 257H0V259H1ZM45 257V258H46ZM149 257V258H148ZM160 257L158 258L159 260H160ZM3 258V257H2ZM22 258V259H21ZM31 258V259H30ZM38 258H40V260L38 259ZM136 258H137V260H136ZM139 258V259H138ZM148 258V259H147ZM195 260H194V259ZM202 258V259H201ZM5 258H3V261L6 263V261L7 260H9V259H5ZM28 259H30V260H28ZM33 259V260H32ZM37 259V260H36ZM192 259L194 260V261H192ZM16 260V261H15ZM45 260V261H44ZM115 259H114V261H111V263L113 262V263H116L115 261H116ZM143 260H145V261H143ZM147 260V261H146ZM158 260V261H159ZM2 261V260H1ZM1 261H0V264H1ZM18 261V262H17ZM43 261V262H42ZM109 261V260H108ZM153 261H155V262H153ZM157 261V262H158ZM4 262H2V263H4ZM8 262V261H7ZM15 262V263H14ZM17 262V263H16ZM22 262H21V264H22ZM29 262H31V263H29ZM40 262V263H39ZM49 262V261H48ZM153 262V263H152ZM203 262V261H202ZM256 263H257V261H255ZM9 263V262H8ZM8 263H6V264H8ZM9 263V264H10ZM61 263H62V261H61ZM159 263H160V261H159ZM158 263V264H159ZM165 263H163V264H165ZM169 263V262H168ZM252 263H254V262H252ZM256 263H254V264H256ZM116 264H118V262L116 263ZM147 264V263H146ZM160 264H162V262L160 263ZM201 264V263H200Z\"/></svg>","mask_w":264,"mask_h":264},{"label":"bare ground","instance_id":"bare-ground-1","mask_svg":"<svg viewBox=\"0 0 264 264\" xmlns=\"http://www.w3.org/2000/svg\"><path fill=\"white\" fill-rule=\"evenodd\" d=\"M2 1V0H1ZM9 1H13L11 4L9 3ZM19 1V2H18ZM20 1L21 0H3L2 1V5L4 4V2H5V4H7V2L9 3V5H5L6 7V9L5 10H9V14H8V16L10 15V13H13V12H11V10L10 9H12L11 8V6L13 5V3L15 2H18V3H20ZM23 1V0H22ZM21 1V4H20V6L21 7H23V6H25V7H27V8H25V7H23L22 9H20L19 11H21L22 10V12L24 11V8H25V11L24 12H26V9L28 10V7H29V9H30V7H32L31 5V3H33L34 4V2L35 1H37V2H35V6H36V3L38 4L39 2H38V0H30V3L29 4H26L27 3V1L28 0H24L23 2ZM33 1V2H32ZM73 1V0H72ZM112 1H114V0H91L90 2H88V4L90 5V6H86V7H84V11H82V13L80 14V17H81V15H82V17L80 18V19H78L77 20V17H76V23H74V21H75V17H74V14L72 15V13L70 14V15H72V19H70V15L68 16V15H64V16H62V14H60L61 16H62V18L63 17H66V16H68V18H63V19H66V22H67V24H68V26H69V28H70V31H71V33L69 32V31H67V28H63V26L65 25V23L66 22H64L63 21V19L61 18V16H58V17H60L61 18V22L63 23L62 24V28L59 26V28H61L62 29V31H60L59 29V33L61 34V36H62V38L63 37H65L66 35H67V32L69 33L68 35L69 36H72L71 38L72 39H70L68 36V38L70 39V40H68V38L66 37L65 39L66 40H60L61 39V36L59 37V34H58V32H56V24L54 25V26H56L55 27V30H54V27L52 28V30H50L51 29V27L52 26H50V29H49V31H48V26L46 27L47 29L44 31L45 32V34H47L48 32V35H46L45 36V34H44V37L43 38H47V37H50L51 38V36H52V38L54 39H50V38H47L48 40H50V41H48V40H45L46 42H49V43H46L45 41H44V39H42V41H43V43L42 42H40L41 40H39L38 41V44L39 43H41V45H40V47L42 48V46L43 47H45L44 48V51L46 50L47 51V49H49L48 50V52H46L45 51V53L47 54V56H45L46 57V59H48L47 57H49L48 55H49V52H50V44H52V42H51V40L53 41V44H54V42H55V44H54V46H55V49H56V44H58L59 46H58V48H57V50H60L61 52H63L64 54V56H66L67 58H66V60L65 61H67V63L65 62V63H63V61H61L60 62V59H59V62L57 61L56 63H57V66H55V60L53 61V59H54V55H53V59H52V61L50 60V64L52 65V63H53V65L51 66V65H49L50 66V68L52 69H50L49 71H53V72H51V74H53V76H55V73L56 72H58L61 76H62V73H64V74H66V75H64L63 74V77H60L61 79L62 78H64V76H65V78H66V76H67V73L69 72V74H70V72H71V75H73V73H77V75H78V73H79V76H78V78L80 77V79H79V83L78 84H80L81 83V81L85 84V86L83 85V87L81 88V93L82 92H87L86 90L84 91V90H82V89H87V88H91V95H92V93H93V97L91 96V98L93 99V100H91V101H93V103H96V100L97 99H99L98 98V96H101L102 95V93L101 94H98V92H100V90H96V88H94L93 90H95V92H92V87L93 86H91L92 85V82H91V84H90V86H89V83H90V80H89V73H90V71H92L93 72V70H94V66H96L95 64H94V62L95 63H97V65L98 64H100L99 66L101 67V58H102V62H103V59H104V57H101L103 54H102V52H101V56H100V52H99V50L101 51L102 49L100 48V46H99V43H98V39H95L96 38V36H98V34H99V27H96L97 25H95V24H93V22H95V21H91V19L92 18H90L91 16L92 17H95V16H97L98 18H99V21H101V17L103 16V17H105V18H103V20H105V22L104 23H107V22H110V21H107V18L108 17H110V14H111V8H112V4L111 3H113ZM116 1V0H115ZM139 2H143V4L144 3H147L146 5H148L149 4V8H148V10H149V12L147 11V13H151L152 12V14L154 13V15H155V17H156V19H154V17L152 18L151 16V18L152 19H154V20H157L156 21V23L158 24L157 26V28L156 29H154L153 31H152V29L150 28V26H154V25H150V23H148L147 24V22H149V21H147V22H142V26L144 25L145 26V30H146V33H148L147 32V29H149V32H155V34H157L158 36H157V38L158 39H161V40H164V39H162V37L164 38L165 37V40H164V44L162 45V41H160L159 40V44H160V42H162L161 43V45H162V47L160 48V46H158L159 47V49L158 50H156L157 52H159L158 54H157V52L155 53V56H157V58L156 57H154L153 55L151 56V61L153 60V58L152 57H154L155 59H154V61H156V62H160V60H161V57H162V54H164L165 53V55H166V53L168 54V52H170V54H168L167 55V57L169 58L170 57V55H171V52L173 51V54L174 53H176V57H177V51H178V47L181 45H178L179 44V41H178V43H175V42H177L176 41V39L177 40H181V39H179L178 38V35H177V33L179 34V36H181L182 35V38H183V35L185 36V39L186 38H188V39H186V40H189L188 42L190 43V46H192L193 44L192 43H194L195 45H196V42L195 41H197V39H198V44L200 45V44H205V46H206V44L208 43V42H206V43H202V41H203V39H200V38H205L206 39V32H203V31H205V29H207V28H205L206 26H207V23H206V25L204 26V25H202V24H205V23H201L200 22V24H199V21H198V18H200L201 20L200 21H202V11H201V13H200V10H201V7H203L204 5L202 4L203 2H206V0H204V1H200V0H138ZM209 1L210 0H208V3H209ZM212 1V2H211ZM210 2L211 3H209V5L207 6V3L205 4L206 6H207V10H208V8H209V10H208V14H209V17H210V19L211 20H214L215 22V25H214V23L211 25V26H209V28L211 27V29H212V31H214L215 29H218L219 30V34H220V37H221V39L219 38V36H215V37H218V39H219V41L218 42H216V45H218V48H219V50H218V52L221 54L222 52H220V50L221 51H223V55L225 54V56L224 57H221L220 56V59L218 60V63L215 65V63H216V61H217V58H216V60L214 61L213 60V58L212 59H210V56H208V54L207 53H209V52H211L210 54H212V52H213V49L211 48V42H210V48H208L209 47V45H208V47H207V52H206V49H204L203 50V52L205 53V55L206 56H208V57H205L204 56V54H203V52H200V51H202L201 50V48L199 49V54H200V56L202 55V57H201V59H204L202 62H203V66H201L200 65V63L201 62H199L198 60H197V62H190L191 64L192 63H194V65H193V67L191 66V68H190V66H187V69L185 68V63H181V60H179V62H180V64L179 65H181V67H179L177 64H176V66H174V63L173 62H171V64L169 63V61H167L166 59V61H162V63H163V65H161V66H163L164 67V65H166L165 66V68L166 69H168V68H170L171 69V72H172V74H173V77L171 76L172 74L170 73V75L168 76V78H167V75L165 74L166 73V71L165 72H163V77L161 76V77H158L156 80V82H160V80L161 81H165V82H167L168 81V79H169V81H171V82H168L167 84H168V86H167V84H166V87H169V84H170V93H171V96L173 97V99H175V101L177 102V105L179 104V105H181V107L186 103V100H185V102H181V98H180V95H182V94H184V90H186L185 88H184V90H183V88H182V85H184V84H186V82H188V79L187 78H185L186 76H188V73L189 74H191L190 72H188V71H190V69L192 70V69H196L195 70V72L198 74V78L197 79H200V81L201 80H203L204 81V85H205V81L207 82L208 81V84L211 82V83H213L214 85L216 84V83H218L219 81H220V78H219V81L216 79L217 77H220V76H223V78H225L223 81H224V83H223V93L222 94H224L223 95V98H222V104H221V102H218V105H216L217 107L220 105L221 106V114H224V115H220L218 112H219V110H218V112H216V113H218V115L219 116H217V114H215V116L213 117L212 116V118L213 119H211V117H210V115H211V113L209 114V119H208V117H205L204 115H202V114H194L193 116H190V118H189V120H187V121H190V120H192V121H194L195 120V124H193V125H196L197 123H198V127L200 128V129H198L197 130V132L199 133V136H198V133L195 131V133L193 132V134L194 135H196L197 134V139H196V141L198 140V138H199V141H198V143L195 141H193V140H191L190 139V135L192 134L191 133V130L190 129H192L191 127V121L190 122H188V123H190L189 125L188 124H185V123H187V121H185V120H183L185 123H183V124H185L186 126H184L185 128H187V129H185L186 131L187 130H189V131H187V135L184 137V140L186 141V142H188L187 140L188 139H190L189 141L191 142H189V143H187V145H186V143H185V145H184V142H182V140H183V138L181 137V142L183 143V147L182 146H180L181 148H183L182 150L180 149V152H179V155H177L176 153H175V155H176V158H175V160L174 161H176V159H177V161L178 162H176V163H179V161L180 160H185L184 162H186V163H188L187 165L188 166H186L187 168H186V170H184V171H182L181 169H180V166H179V168L178 169H176V170H173L174 171V173H175V175L177 176L176 178H170V179H172L171 181H173V179L174 180H176V179H178L177 181L178 182H180V180L181 181H183V179H184V177L185 176H189V178H191V177H193V178H195L196 179V181L195 180H192V179H189V180H191V182H192V184H193V181H194V183H195V185L192 187H190V188H193L194 189V187H197L196 185H197V183H199L200 182V184H202V183H204V184H206L207 182L209 183V184H212L211 186H212V188L211 189H209V190H207V191H209V193H210V195H208V196H210L209 198L211 199V203L213 204V205H218L219 206V208H220V206H223L224 207V205H225V203L224 202H226V203H230L231 204V206H232V210H234V213H238V214H236L237 216L235 217V218H237L238 219V216H239V219H238V221L235 223V222H232V223H234L233 225H229L230 227H229V229H227L226 231H227V233L225 234L224 232L222 233L223 235V237L224 236H226V238L224 237V239H223V237H221L222 238V240L221 239H219L220 241L218 242V243H215V244H213L212 245V248L209 246V249L208 248H206V246H205V249L203 248V251L205 252V250H206V252L207 253H203L204 255L203 256H201V254H200V256L201 257H203L204 258V260H201V264H254V263H256L255 261H257V263L256 264H264V140L263 141H261L262 139H260V138H258V139H260V141L261 142H258L259 144L258 145H260V146H258V148H255V152L257 153H255V155H251V152H250V150L252 149V148H246L247 149V151H246V149L245 148H243V147H240L241 149V152H243V155L245 156V157H243V160H244V162H242L243 160H236V158H235V160H234V157L235 156H233V160L232 159H230V162H227L226 160H225V162H221V160H222V156L220 157L221 159H220V162H218L219 160L218 159H211L212 157L211 156H213L214 154H211L212 152H210V150L209 149H207V145H206V143H208V142H203V144L205 143V145H201V143L202 142H200L201 140H200V136H201V139L203 138L204 140L206 139V138H204V137H202V135H200L201 133V131L200 130H204V132H205V130H209V129H212V128H214L213 130L214 131H216L217 132V134L219 135L217 138H219L218 139V141L215 139V135L213 136L214 137V139L216 140H212V139H208V141L210 142V140H212V141H215L214 143H215V147H219V145L217 144V142L219 143L220 142V140H221V142H220V146L222 147L224 144V140H223V138L225 139V138H227V139H225V143H227V144H234L233 142V140H235V139H238V137H241V136H243V135H248V133L249 132H247V130L245 131V133L244 132H242V131H244L245 129H249V128H251L249 125V128H245V129H243V127H245L244 126V124H246L244 121H246L247 119V117L249 116V120H250V117H251V115H254V116H256L257 114H259L257 117H259L260 116V112H261V110H259V108L260 107H262L263 109H264V80H261L260 81V79H262V77L261 78H259V76L257 77V75H258V73H257V69H258V71L260 70V72H262L261 70L263 69V72H264V63H261L260 64V62H261V60L259 61L258 59L259 58H256V59H251V57H252V55L254 56V52H253V50H252V48H253V46H254V44L252 45V47L250 48V46H251V44L250 45H248L247 46V44L245 43V42H247V40H248V42L249 41H251L250 40V38H252L251 37V35H250V38L248 39L246 36H247V34H249L248 32V30H250V29H252V31H253V33H255L254 32V28L256 29V27L258 28V29H260V28H262V27H264V0H211ZM26 2V3H25ZM118 2H120V1H118ZM123 2H124V0H123ZM128 2H130V1H128ZM128 2L126 1L125 2V4H127V8H131V7H128ZM138 2V3H139ZM200 2H202L201 4L203 5H201L200 4ZM24 5H23V4ZM116 3V2H115ZM199 3V4H198ZM31 4V5H30ZM124 4V3H123ZM142 4V5H143ZM161 4H163V5H161ZM211 4V5H210ZM29 5V6H28ZM113 5H115V4H113ZM137 5H139V4H137ZM141 5V4H140ZM141 5V6H142ZM10 7V9H9V7ZM14 6H15V4H14ZM125 6V5H124ZM130 6V5H129ZM183 6H186V7H189L188 9L190 10V9H193V13H191V12H189V14H187L186 16H184L185 18L183 19L182 17H180L181 19H182V23H183V25H180V26H182V28H181V30L180 31H178L179 30V28H178V30L176 29L177 28V26L179 25V24H177L176 25V23L174 24V23H170V22H168V23H170V25H175V27H174V25H173V28L171 27V26H169V25H167L166 26V24L165 23H167L166 22V20L168 19V21H177L178 19H174L176 16H177V13H175V11L177 12V11H181V10H183L184 8H183ZM193 6V7H192ZM206 6H204L205 8H206ZM3 7V6H2ZM17 7H19L18 5L16 6V9H15V7H14V9L15 10H18L17 9ZM38 7L40 8V6L38 5ZM137 7V6H136ZM143 7V6H142ZM145 7V6H144ZM148 7V6H147ZM0 8H1V5H0ZM4 8V7H3ZM127 8H125L126 10H127ZM138 8V7H137ZM139 8H140V6H139ZM183 8V9H182ZM2 9V8H1ZM0 9V10H1ZM86 9H88V10H86ZM143 9V8H142ZM145 9V8H144ZM14 10V11H15ZM134 10H135V8H134ZM207 10H205L203 13H204V16L203 17H206L205 16V12H207ZM179 11V12H180ZM187 11V13H188V10H186ZM186 11H184V12H186ZM192 11V10H191ZM2 12V11H1ZM6 12V11H5ZM22 12H21V14H22ZM27 12H29V10L27 11ZM130 13L132 12V10L131 11H129ZM138 12V11H137ZM141 13H143L144 11L142 10V11H140ZM14 13H16V12H14ZM13 13V14H14ZM136 13V12H135ZM140 13V14H141ZM146 13V12H145ZM182 13H183V11H182ZM191 13V14H190ZM3 14V13H2ZM2 14H1V16H2ZM5 14V13H4ZM13 14H11L13 17H14V15ZM77 14V13H76ZM132 14V13H131ZM138 14V13H137ZM170 14L172 15L171 17H170V19L171 20H169V18H167V17H169L170 16ZM199 14H201L200 16H199ZM207 14V13H206ZM17 15H19L20 16V14H18V11H17ZM23 15V14H22ZM24 15H25V13H24ZM112 15V14H111ZM145 15V14H144ZM153 15V16H154ZM179 15V14H178ZM183 15V14H182ZM4 16V15H3ZM2 16V17H3ZM5 16H6V14H5ZM4 16V17H5ZM27 15H25V17H26ZM78 16H79V14H78ZM134 16V15H133ZM1 17V19L3 20V18ZM12 17V18H13ZM21 17V16H20ZM74 17V18H73ZM90 19H89V18ZM96 17V18H97ZM149 17V18H150ZM22 18V17H21ZM113 18V17H112ZM135 18V17H134ZM139 18V17H138ZM142 17H140V19H141ZM179 18V17H178ZM6 18H4V20H5ZM20 19V18H19ZM18 19V20H19ZM27 19H28V17H27ZM94 19V18H93ZM136 19H137V17H136ZM139 19V20H140ZM143 19V18H142ZM146 19H147V17H146ZM206 19H208V18H206ZM2 20H1V22L0 23H2ZM3 20V21H4ZM9 19H7V21H8ZM13 21H14V18L12 19ZM11 19H10V21H12ZM58 20L60 21V19L58 18ZM108 20H109V18H108ZM111 20V19H110ZM144 20V19H143ZM153 20V22L155 23V21ZM210 20V21H211ZM20 21H21V19H20ZM25 21H26V19H25ZM79 21V22H78ZM98 21V20H97ZM107 21V22H106ZM137 21V20H136ZM135 21V22H136ZM210 21L208 22V24L210 25L211 23H210ZM5 23H6V21H4ZM61 22H60V25H61ZM161 22H165L164 24L165 25H163V24H161ZM179 22H181V21H178V23ZM213 22V21H212ZM13 23V22H12ZM23 23H24V21H23ZM23 23H21V24H23ZM102 23V22H101ZM155 23V24H156ZM217 23V24H216ZM7 24V23H6ZM6 24H3V25H6ZM25 24V23H24ZM23 24V25H24ZM66 24V25H67ZM97 24V23H96ZM103 24V23H102ZM108 24V23H107ZM159 24H161L160 25V27H159ZM181 24V23H180ZM19 25V24H18ZM17 25V26H18ZM137 25V24H136ZM218 27H217V26ZM22 26V25H21ZM68 26H66V27H68ZM103 26H105V24L103 25ZM141 26V27H142ZM143 26V27H144ZM202 26V27H201ZM204 26V27H203ZM215 28V26L217 27V28H213V27ZM2 27V26H1ZM6 27V26H5ZM12 27V26H11ZM15 27V26H14ZM14 27H13V29H14ZM25 27L26 26H24V27H22L21 29L22 30H24L25 29ZM65 27V26H64ZM101 27V26H100ZM107 29H109V25H107ZM114 27V26H113ZM112 26H111V28L113 29V32H114V30H116V29H114ZM138 27V26H137ZM167 27H170L171 28V30H170V28H169V30H168V28ZM198 27H201V28H198ZM208 27V26H207ZM24 28V29H23ZM106 28V27H105ZM139 28H140V25H139ZM167 28V30H165ZM203 28H205V29H203ZM4 29V28H3ZM6 29H7V27H6ZM13 29H12V31H13ZM19 29V28H18ZM21 29H19V30H21ZM65 29V30H64ZM96 29H99V30H97V32H96ZM104 29V28H103ZM175 29V30H174ZM184 29V30H183ZM202 29V30H201ZM5 30V29H4ZM21 30V31H22ZM144 30V31H145ZM151 30V31H150ZM173 30V31H172ZM182 30H183V32H182ZM217 30V31H218ZM261 30V29H260ZM16 31H18V30H16ZM21 31H19V32H21ZM24 31H27V28H26V30H24ZM29 31H31V30H29ZM48 31V32H47ZM64 31H66V32H64ZM167 31H168V33H167ZM176 33H175V32ZM206 31H209L208 32V34H210L211 33V35H214L213 34V32H211V30L210 29H208V30H206ZM262 31V30H261ZM6 32V31H5ZM47 32V33H46ZM105 32V31H104ZM103 32V33H104ZM118 32V31H117ZM143 32V31H142ZM174 32V33H173ZM182 34H181V33ZM216 32V31H215ZM214 32V33H215ZM256 32H257V30H256ZM4 33V32H3ZM8 33V32H7ZM29 33V32H28ZM96 33H97V35H96ZM166 33H167V35H166ZM247 33V34H246ZM251 33V32H250ZM2 33H0V35H1ZM16 34V33H15ZM21 34H23V35H20L21 36V39H24V38H22L23 36H24V34L25 33H23V31H22V33ZM62 34H64V35H62ZM92 34V35H91ZM117 34H119L120 35V33H117ZM151 34V33H150ZM177 36H176V35ZM181 34V35H180ZM218 34V35H219ZM259 34V33H258ZM88 35H90V36H88ZM95 36V37H91V36ZM102 35V34H101ZM100 35V36H101ZM111 35V34H110ZM121 35H123V34H121ZM125 35V34H124ZM154 35V34H153ZM175 35V36H174ZM246 35V36H245ZM253 35H255V34H253ZM263 35H264V33H263ZM3 36V35H2ZM6 36V35H5ZM5 36H3L4 38H5ZM20 36H19V38H20ZM27 36V35H26ZM117 36V35H116ZM115 36V37H116ZM131 36H133V35H131ZM130 36V37H131ZM156 36V35H155ZM243 37V38H241V37ZM256 36V35H255ZM2 37V38H3ZM9 37V36H8ZM8 37H7V41H4V42H9V41H11V40H8ZM10 37H12V36H10ZM9 37V38H10ZM111 37H112V35H111ZM114 37V36H113ZM114 37V38H115ZM124 37V36H123ZM150 37H151V35H150ZM175 37H176V39H175ZM19 38H17V39H19ZM29 38V41H30V39H32V38H34V36H31V35H29L26 39H28ZM60 38V39H59ZM98 38V37H97ZM101 38V37H100ZM99 38V39H100ZM105 38V37H104ZM116 38H118V37H116ZM126 38L128 39V37L126 36ZM209 38V37H208ZM245 38H247L246 39V41H243V39H245ZM257 38H258V36H257ZM263 38V37H262ZM4 39V40H5ZM37 39V38H36ZM40 39V38H39ZM119 39H122V38H120L119 37ZM155 39V38H154ZM153 39V40H154ZM184 39V38H183ZM196 39V40H195ZM217 39V38H216ZM217 39V40H218ZM235 39H237L236 40V42L234 41ZM252 39H254V37L252 38ZM57 40V41H56ZM102 40V39H101ZM129 40H131V39H129ZM152 40V41H153ZM157 40V39H156ZM155 40V41H156ZM185 40V41H186ZM207 40V39H206ZM258 40V39H257ZM259 40H261V39H259ZM258 40V41H259ZM264 40V39H263ZM16 41V40H15ZM14 41V39L12 38V44L15 42ZM18 41V40H17ZM24 41V40H23ZM27 41V40H26ZM26 41L24 42V43H26ZM113 41H114V39H113ZM142 41V40H141ZM184 41V40H183ZM192 41H194V42H192ZM201 41V42H200ZM51 42V43H50ZM57 42V43H56ZM130 42V41H129ZM129 42H126L125 41V39L124 40H122V41H119L118 43H117V41L115 42L117 45H118V47L116 48V45H115V47H114V49H116V50H118V52H116L115 50H114V53L116 52L117 54H116V58H115V56H113L114 57V60H116V59H118V58H124V57H126V55H127V53L129 52V49H128V47H127V44L129 43ZM133 42V41H132ZM139 42H140V40H139ZM203 42H205V41H203ZM255 42H256V40H255ZM262 42H264V41H262ZM120 43V44H119ZM135 43V42H134ZM182 43V42H181ZM102 44H103V42H102ZM129 44H131V42L129 43ZM147 44H148V42H147ZM153 44V43H152ZM156 46L157 45H159L158 44V40H157V43L155 42L154 43ZM153 44V45H154ZM176 44V45H175ZM186 44H188L187 42H186ZM186 44H184V42H183V45H185L186 46ZM259 44V42H257V44L256 45H258ZM4 45V44H3ZM6 45H8L7 47H9V43H6ZM14 45H15V43H14ZM177 45H178V47H177ZM256 45L254 46V47H256ZM260 45V44H259ZM258 45V46H259ZM1 46H2V44H1ZM48 46L50 47V48H48ZM138 46H140V44L138 43V45H137V47ZM152 46V45H151ZM156 46H154V47H156ZM182 46V45H181ZM188 46H189V44H188ZM204 46V45H203ZM203 46H201V47H203ZM258 46H257V49H258ZM129 47H130V45H129ZM136 47V46H135ZM143 47H145L146 48V46H143ZM196 47V49H197V51H198V47H197V45L196 46H194V48ZM9 48H11V47H9ZM8 48V49H9ZM18 48H19V46H18ZM18 48H17V50H18ZM60 48V49H59ZM147 48H148V46H147ZM188 48V47H187ZM191 48V47H190ZM193 48V47H192ZM194 48H193V50H194ZM260 48V47H259ZM261 48H262V46H261ZM4 49V48H3ZM12 49H13V47H12ZM23 49V47H21V49H19V50H22ZM55 49H54V51H55ZM134 49V48H133ZM137 49V48H136ZM141 49H142V47H141ZM154 48H152V50H153ZM156 49V48H155ZM208 49H210L209 50V52H208ZM6 50V49H5ZM15 50V49H14ZM25 51H26V49H24ZM78 50H79V52H78ZM138 50V49H137ZM150 50H151V47H150ZM169 50V51H168ZM177 50V51H176ZM190 50V49H189ZM81 51V52H80ZM91 51H92V54H93V52H95L94 53V56L91 58ZM103 51V50H102ZM168 51V52H167ZM187 51V49L185 50V53H184V51L182 50V52L183 53H181V56L184 54V55H186V53L188 52H186ZM191 51V50H190ZM254 51H255V49H254ZM259 51V50H258ZM131 52V51H130ZM139 52V51H138ZM256 52V51H255ZM22 54H23V50H22V52H21ZM28 53V52H27ZM45 53H44V55H45ZM114 53H113V55H114ZM146 53V55H145V57H146V65L149 63H147V57H148V55L149 54H147V52H145ZM263 53H264V51H263ZM209 54V55H210ZM214 54H215V52H214ZM217 55H218V53H216ZM219 54V55H220ZM134 55V54H133ZM142 55V54H141ZM158 55H159V58H158ZM183 55V56H184ZM191 55H194L193 54V52H192V54ZM255 55H256V53H255ZM257 55H258V53H257ZM264 55V54H263ZM262 54H261V56H260V58L263 56ZM25 56H26V54H25ZM51 56V55H50ZM59 56H62L61 54L59 55ZM90 56V59H94V62L92 61V60H90L89 61V59H87V57H89ZM130 56H132V54L130 55ZM164 56V55H163ZM196 55H194V57H195ZM198 56V55H197ZM197 56H196V58H197ZM212 56H214L215 57V55H213L212 54ZM259 56V55H258ZM27 57L28 58H30L29 57V55H27ZM56 57V56H55ZM58 57V56H57ZM112 57V58H113ZM128 57H129V55H128ZM171 57H172V55H171ZM180 57V54L178 55V59H180L179 58ZM187 57H189V55L187 56ZM190 57H192V56H190ZM216 57H218V56H216ZM33 58V57H32ZM50 58V57H49ZM83 58H86L87 59V61L86 60H83ZM135 58H136V56H135ZM149 58V57H148ZM174 58V57H173ZM173 58H171V59H173ZM193 58V57H192ZM263 58V57H262ZM25 59V58H24ZM57 59V58H56ZM62 59V58H61ZM65 59V58H64ZM157 59H159L158 61H157ZM170 59V58H169ZM264 59V58H263ZM262 59V60H263ZM28 60V59H27ZM30 60V62L29 63H31L32 64V62H31V59H29ZM49 60V59H48ZM81 60H83V62L85 61V63L87 62V69H86V67L84 66V64H83V66H82V61ZM105 60V59H104ZM126 60H127V58H126ZM143 59H141V61H142ZM163 60H164V58H163ZM189 60V59H188ZM194 60H195V58H194ZM214 62H213V61ZM253 60H255V62H256V60H258L256 63H258L259 62V64H256ZM35 62L33 63V65L37 62V64H39V62L35 59L34 60ZM97 61H99V62H97ZM111 61H112V59H111ZM118 61H119V59H118ZM140 61V62H141ZM143 61H145V59L143 60ZM151 61H150V70H149V72L151 71V70H153V69H151ZM174 61V60H173ZM185 61H187V59L185 60ZM191 61V60H190ZM49 62V61H48ZM93 62V64H94V66H93V64H91ZM105 62V61H104ZM103 62V63H104ZM109 62V61H108ZM108 62L106 61V65L108 64ZM123 62H125L124 60H123ZM138 62V61H137ZM156 62H154V64H156ZM175 62V61H174ZM183 62H184V60H183ZM240 62L242 63V65L240 66ZM262 62H264V61H262ZM3 63V62H2ZM59 63V64H58ZM115 63V62H114ZM126 63V62H125ZM161 63V64H162ZM189 63V64H190ZM195 63H197L196 64V67L198 68V70H197V68L196 67H194L195 66ZM252 63H254V64H256L255 65V67H254V65L252 64ZM37 64H35L36 65V70H35V72H34V75H35V73L36 72H38V68H37ZM61 64V65H60ZM63 64V65H62ZM64 64H66V65H64ZM89 64H91L92 65V67H93V69H92V67H89L90 68V71H89V68H88V66H89ZM112 64V63H111ZM116 64V63H115ZM118 64V63H117ZM144 64V63H143ZM160 64V63H159ZM90 65V66H91ZM110 65V64H109ZM135 65H136V63H135ZM183 65H184V68H183ZM188 65V64H187ZM252 65H253V67H254V70L256 69V73H257V75L256 74H254V76L253 75H251V69H253L252 68ZM260 65V66H259ZM54 66H55V68H54ZM99 66H96L97 67V72L99 73V71H100V69L102 70V67L100 68ZM137 66V65H136ZM257 66V67H256ZM5 67V66H4ZM58 67V68H57ZM107 67L108 66H106V70H107ZM114 67V66H113ZM142 67H144V65L142 66ZM153 67V66H152ZM159 67V65H158V63H157V65L155 66V68L157 69ZM98 68H100V69H98ZM133 68H134V66H133ZM149 68V67H148ZM154 68V69H155ZM188 68H189V70H188ZM0 69H2V67H0ZM58 69V70H57ZM116 69V71H117V69L118 68H115ZM146 69V68H145ZM156 69H155V71H156ZM240 69H241V71H240ZM75 70V71H74ZM77 70H78V72H77ZM95 70H96V68H95ZM138 71L139 70H141L140 69V66H139V69H137ZM158 70V69H157ZM4 71H5V69H4ZM54 71H55V73H54ZM72 71H74V72H72ZM89 71V72H88ZM137 71V73L139 74V72ZM145 71V70H144ZM161 71H162V69H161ZM169 71V70H168ZM167 71V72H168ZM0 72H1V70H0ZM103 72H104V69H103ZM114 72V71H113ZM143 72V71H142ZM146 72H148V70H146ZM263 72H262V74H263ZM39 73V72H38ZM37 73V74H38ZM58 73H56L57 75H58ZM94 74H93V76L96 74V72H93ZM105 73V72H104ZM108 73V72H107ZM117 73V72H116ZM193 74H194V72H192ZM211 73V74H210ZM253 73V72H252ZM254 73H255V71H254ZM68 74V75H69ZM143 74H144V76L143 77H145L146 75H150L149 73H144L143 72ZM162 73H160L159 71H158V76L159 75H161ZM164 74H165V76H164ZM193 74H192V76H193ZM40 75V74H39ZM39 75H37L36 77H39ZM101 75H102V73L100 72V77H101ZM119 75V74H118ZM117 75V76H118ZM255 75H256V77L258 78V80H256V78H255ZM51 76V75H50ZM76 76V75H75ZM106 76V75H105ZM133 76H134V78H135V76H136V78H138L139 76L138 75H134L133 74ZM138 76V77H137ZM171 76V77H170ZM195 76H197L196 74H195ZM263 76H264V74H263ZM41 77V76H40ZM68 77V76H67ZM69 77L71 78V76L69 75ZM68 77V78H69ZM104 77V75H102V77L101 78H103ZM141 77H142V75H141ZM190 77V76H189ZM200 77V78H199ZM55 78V77H54ZM59 78V79H60ZM73 78H74V80H75V82H76V84H73L74 85V89H73V85L71 84V83H69L68 84V86L70 85V87L69 88H67V89H73L74 91H76V93H78V91L76 90L77 89V77H76V79H75V77H74V75H73ZM105 78V77H104ZM136 78H135V80H136ZM159 78H160V80H159ZM222 78V77H221ZM45 79V78H44ZM57 79H58V76H57ZM146 79H147V76H146ZM174 79H175V81H174ZM192 79V78H191ZM22 80V79H21ZM20 80V81H21ZM39 80L41 81V78H39ZM63 80V79H62ZM69 80V79H68ZM73 80V81H74ZM140 80V79H139ZM150 80V79H149ZM176 80H177V82H176ZM194 80V79H193ZM196 80V79H195ZM222 80V79H221ZM60 81L61 80H59V83H60ZM71 81H72V79H71ZM116 81V80H115ZM141 81H143L144 82V80H143V78L141 79ZM153 81H154V79H153V77H152V83H153ZM172 81H174L175 83H173ZM192 81V80H191ZM222 81V82H223ZM74 82V83H75ZM118 82V81H117ZM150 82H151V80H150ZM189 82H190V78H189ZM187 83V84H190V83ZM202 82V81H201ZM222 82H220V83H222ZM22 83H23V81H22ZM32 84L30 85V82L28 83L29 84V86L31 87L32 85H33V82H31ZM36 82H34V85H35V87H36V90H37V95H38V97H40V94H41V97L43 96L44 98H45V100L46 99H48V101L49 100H52L51 99V96L50 97H47L46 95H45V91L46 90H44V93H40L38 90H39V88H41L42 87V85H44V84H41V87H40V84H39V88H38V84H37V86H36V84H35ZM43 83V82H42ZM66 84L68 83V81L67 82H65ZM133 83L136 85H140V84H138V80H137V83H135V81H133ZM142 83V82H141ZM148 82H146L145 81V84H147ZM191 83H193V82H191ZM47 84V83H46ZM51 84V83H50ZM82 84V83H81ZM156 84V83H155ZM159 83H157V85H158ZM161 84V83H160ZM34 85H33V87H34ZM60 85H61V83H60ZM76 85V86H75ZM115 85H117L116 83H115ZM142 85H143V83H142ZM162 85H163V83H162ZM165 85V84H164ZM197 85H198V83H197ZM0 86H1V84H0ZM46 86V85H45ZM82 86V85H81ZM80 85H79V89H80V87H81ZM89 86V87H88ZM191 86V85H190ZM192 86H193V84H192ZM201 86V85H200ZM202 86H203V84H202ZM218 85H216V88H218L217 87ZM33 87H31V88H33ZM57 87H58V85H57ZM57 87H56V89H57ZM113 87V86H112ZM144 87V86H143ZM146 87H147V85L145 86V90L144 91H146ZM164 87V86H163ZM163 87H162V89H163ZM1 88V87H0ZM38 88V89H37ZM116 87H114L113 89H114V91L116 90L115 89ZM118 88V87H117ZM142 88V87H141ZM180 88H182L181 90H180ZM189 88V87H188ZM192 88V87H191ZM193 88H194V86H193ZM202 88H204V87H202ZM214 88V87H213ZM41 89H43V88H41ZM55 89V90H56ZM61 89H62V87H61ZM167 89V88H166ZM190 89V88H189ZM73 90H71V91H73ZM90 90V89H89ZM154 90V89H153ZM152 90V91H153ZM156 91L158 90V89H155ZM159 90H160V88H159ZM167 90V91H168ZM183 90V91H182ZM193 90V89H192ZM206 90H207V86H206ZM211 91V88L210 89H208V91ZM220 90L222 91V89L220 88ZM219 90V91H220ZM33 91H35V89L33 90ZM41 91V90H40ZM61 91V90H60ZM68 91V90H67ZM66 91V92H67ZM112 91V90H111ZM149 91V90H148ZM155 91V92H156ZM161 91V90H160ZM159 91V92H160ZM182 91V94H180V92ZM200 91V90H199ZM204 91H205V88H204ZM210 91H209V93H210ZM217 91V90H216ZM216 91H215V93H216ZM220 91V92H221ZM29 92H31L30 91V89H29ZM28 92V93H29ZM38 92L40 93V94H38ZM42 92H43V90H42ZM56 92V91H55ZM101 92H103V91H101ZM110 92V91H109ZM113 92V91H112ZM112 92H110V94L111 95H113L112 94ZM154 92V93H155ZM165 92V91H164ZM163 92V93H164ZM193 92H195L196 93V91L194 90ZM212 92H213V89H212ZM33 94H34V92H32ZM50 93V92H49ZM48 93V91H47V95L49 94ZM61 93V92H60ZM73 93L74 92H72L71 93V95L73 96V97H75V94L73 95ZM79 93H80V90H79ZM89 93V92H88ZM118 93V92H117ZM150 93H151V91H150ZM153 93V92H152ZM152 93H151V96H152ZM169 93V92H168ZM170 93H169V95H170ZM195 93H193L192 95L194 96L195 95ZM202 93V92H201ZM200 93V94H201ZM66 94H69V93H66ZM200 94H198L199 95V97H201L200 96ZM218 94V96L216 95V96H214L215 97V99H217L218 98V101H219V92L217 93ZM32 95V94H31ZM63 95H64V92H63ZM71 95H70V98L71 99H74L73 97H71ZM144 95L146 96V93H144ZM167 95V94H166ZM169 95H167V96H169ZM198 95H195V97H197ZM202 95V94H201ZM205 95H206V93H205ZM205 95L203 96V97H205ZM212 96H213V94H211ZM34 96H36V95H33V96H31L32 98H34ZM49 96V95H48ZM148 96H149V94H148ZM164 96H165V94H164ZM190 96V95H189ZM189 96H188V98H189ZM42 97V98H43ZM61 97H63V96H61ZM80 95H76V97L75 98H77V99H79L80 100ZM83 97V98H82ZM86 98L88 97V96H85ZM84 97V94L82 93L81 94V101H83L82 102V105H83V103H85L84 102V99H86ZM102 97H103V95H102ZM104 97H105V95H104ZM142 97H144V96H142ZM162 97H163V95L161 96V98H160V95H159V98L161 99L160 101H158L159 100V98H158V94L156 95V93H155V98H157L156 100L158 101V103L159 102H163L162 101ZM183 97V96H182ZM194 97V98H195ZM199 97H197L196 98V101L198 100V98ZM220 97H222V95H220ZM89 98H90V96H89ZM90 98V99H91ZM97 98V99H96ZM148 98V97H147ZM185 98H186V96H185ZM194 98H193V100H194ZM207 98H209L208 96H207ZM213 98V97H212ZM71 99H69V100H71ZM101 99V98H100ZM104 99V98H103ZM173 99H170V102H172L171 100H173ZM202 100H203V98H201ZM214 99V100H215ZM42 101H44L43 99H41ZM41 100H39V101H41ZM54 100V99H53ZM56 100V99H55ZM62 100H63V98H62ZM61 100V101H62ZM154 100V98L152 97V100L151 101H153ZM169 99H167V101H168ZM193 100H192V104H193ZM200 100V99H199ZM210 100V99H209ZM36 101H37V99H36ZM73 101V100H72ZM75 101V100H74ZM77 101V100H76ZM85 101H88L87 99L85 100ZM103 100H101V102H102ZM141 101H143V103H145V101L144 100H142L141 99ZM188 101V100H187ZM207 101V100H206ZM205 101V102H206ZM220 101H221V99H220ZM99 102V100L97 101V103ZM108 102V101H107ZM138 101H136V103H137ZM35 103V102H34ZM34 103H33V105H34ZM46 103V102H45ZM50 103H52L51 101L50 102H48V106H47V108L48 109H50V111H47V112H50V113H52V111H51V109L54 111V103H53V105H51L50 106ZM56 103V102H55ZM59 103V102H58ZM100 103V102H99ZM124 103H126V102H124ZM157 103V102H156ZM197 103V104H196ZM200 104H201V101L199 102ZM210 103V102H209ZM215 103H217V101L215 102ZM42 104V103H41ZM44 104V103H43ZM42 104V105H43ZM60 104V103H59ZM70 104H71V102H70ZM73 104V103H72ZM77 104H79L78 102H76V106H77ZM106 104V103H105ZM138 104H139V102H138ZM146 104H148V103H146ZM160 104V103H159ZM174 104H175V102H174ZM173 104V105H174ZM188 104H189V102H188ZM196 106L198 105V102H195L194 103ZM206 104H207V102H206ZM35 105H37V103L35 104ZM33 106V107H36V106ZM46 105H47V103H46ZM61 105V104H60ZM86 105H88L87 103H86ZM98 105V104H97ZM119 105V104H118ZM142 105V104H141ZM151 105V104H150ZM154 104H152L151 106H149V107H151L152 108V106H153ZM173 105H171V106H173ZM190 105V104H189ZM189 105H187L188 107H189V110H193L194 108H190V106ZM204 105V104H203ZM38 106H41L40 104H38ZM62 106V105H61ZM102 106H104V104H102ZM139 106H140V104H139ZM138 105H137V107H139ZM145 106V104L143 105V107ZM208 106V105H207ZM210 106H212V103H211V105ZM209 106V107H210ZM215 106V105H214ZM214 106H212V108L214 107ZM45 107V106H44ZM52 107V108H51ZM63 107V106H62ZM61 107V108H62ZM71 107H74L75 108V106H71ZM79 107H81L80 105H79ZM78 107V108H79ZM83 107H86V106H83ZM88 107V106H87ZM106 107V106H105ZM108 107V106H107ZM121 107H122V104H121ZM146 107H148V105L147 106H145L144 108H143V110L146 108ZM180 107V106H179ZM184 107V106H183ZM202 107V106H201ZM217 107H215L214 109L216 110V108ZM47 108H45L46 110H47ZM77 108V107H76ZM75 108V109H76ZM89 108V107H88ZM120 108V107H119ZM127 108V107H126ZM140 108H142V107H140ZM175 108H177L176 106L174 107V109ZM185 108H187V107H185ZM198 109H199V107H197ZM208 108V107H207ZM43 109V108H42ZM45 109L43 110V113L45 112ZM56 109L57 108H55V116H56V114L59 112V113H64V115H62V114H58L60 117H58V116H56V118H55V116H53L54 118H55V120L57 119L58 120V123H57V125H54V128H55V126H57V130H59V131H65V133H63L62 132V134L61 133H57V135L59 134H61V138L59 137V136H56V137H58L59 138V144L61 143V145L63 146H60L62 149V152H60L61 154H60V156H61V158H60V156H59V158H58V161L60 160V162H58V161H56L59 165H60V163L61 162H64V158L63 157H65L66 155V157H70V158H65V162H64V164H63V166L62 165H60V167L61 168H56V167H58V166H56L55 168L56 169H52L50 172L49 171H47V170H45L44 169V167H43V169L45 170V171H47V172H49V173H52L54 176H51V177H56L57 179H61V180H63V181H67L68 180V183L66 182L65 184H68V186H66V188H64V189H69V188H71L70 189V191H72L71 192V194H73L74 196L76 195L77 196V199L79 198V197H86V196H90L91 198H93L92 196H93V194H95V191H97V193L99 192V195L101 194L102 196H105V198L106 197H108V198H106V199H103L104 197H101V196H99V197H101V199H103V202L105 203V204H103V205H105L106 206V209L105 208H103V209H105L106 210V212H107V216H105L104 217V222H101L100 220H102L103 218H102V215L100 216V209H99V217H101L100 218V220L98 221V217L96 216V219H94L93 220V222L92 223H85V222H83V221H81V220H83L82 218H80V216H76V217H74L75 216V214H74V210L75 209H77V205H75V207L76 208H70V207H73V204H78L76 201H74V203H69V205L68 204H66L67 206H69V208L67 207V209L69 210V212L70 211H72L73 212V215L74 216H72L71 218H69L70 216H68V218L67 217H65V215H61L62 216V218L63 217H65L66 219H61V216H60V221H56V219H55V221L56 222H53V224H51V222H49V224L48 225H50L51 224V226L53 225V227H52V231H50L51 232V237L52 238H50V236H49V238L51 239V240H48V241H51L52 242V239H54V244H56L57 243V240H58V242L60 241V243H61V241L63 242V244H64V239H68V237H69V239H71V242H74L75 244H77V245H80V246H82V247H79V248H77V246H76V248H75V251H76V249H80V248H82V249H80L79 250V253L78 254H72V255H74V256H67L65 253H63V251H65V250H62V252H61V254H58V255H56V253H54L55 255H53V253H52V255L53 256H51L50 258H49V256L48 257H44L41 253V255L40 256H43V258L46 260H48V261H46L47 263L46 264H116L117 262H118V264H135L134 263V261L135 260H133V258L135 257V252H138L139 251V253H138V256L137 257H143V255H145V256H147V253H148V250H149V248H153V246L154 245H156V247L157 246H159L158 247V249L160 248L161 250H163V251H161L162 252V255H164L165 253H169L170 252V250H174V253L175 254H173V252H172V254L174 255V257H172V258H169V257H167V256H171V253H169L167 256H166V254H165V256H162L163 257V259H164V257H167V258H165L164 260H166V259H168L169 258V260L165 263V262H163V260H161V257H160V250L158 251V252H160V253H158L157 252V248L156 247H154L153 249H150V251L151 250H153L154 251V249L156 248L157 250H155V252L152 254V255H150L151 256V258L152 257H154V259L156 260V263L158 264L159 263V261H160V263L162 262V264L163 263H165V264H200V263H198V262H190L191 261V257L192 256H195V259H196V261L198 260L197 258L198 257H200V256H198L197 255V253H198V251H199V249L197 250V251H195V249H196V247H198L197 245L198 244H192V243H190L191 242V240L192 239H188L189 237H185V239H183L184 238V234L186 235V233H184V234H179V238H178V236L174 233L175 231H170V234L171 235H168L169 234V231L168 230H164L163 229V231H164V234L165 233H167V231H168V234L166 235L165 234V236H163L164 234H161L160 232H158L159 231V228H157L158 226H159V224H161L160 223V221L158 220V218L157 217H161L162 219L164 218V221L165 220H167L166 218L167 217H170V213L172 214L173 213V208L172 209H170V207L168 206V203H167V207H169V210H173L172 212L171 211H169L168 210V208H166V207H164L166 204H162V205H164V206H162L161 205V203L160 204H158L157 203V200L155 199V198H153V197H155V194L157 195V193L155 192V191H157L158 189H159V187H158V189L157 188H155L154 186H156L157 184H156V179H157V176H158V180H157V182H159L160 181V171H158V170H161V171H163V169H161V167L163 168V165L164 166H166V164H167V162L165 163V164H163V165H161V167H160V163L162 164V160L161 159H157L160 163H157L158 161H156L155 163L156 164H153V163H150L151 164V167H152V164L153 165H158L159 167H157L158 168V170H155L156 169V167H154L153 169L152 168H150V166L149 165H147V168L145 169V167L144 166H146V164H147V162H145L146 164L145 165H142L144 168H142L141 169V166H138L139 168H140V170L142 171L143 169H145L144 170V172L146 173H149V175L150 176H148V174H145V173H143V171H142V173H143V177H144V174L145 175H147V177L146 178H142V180H141V178H140V182H139V180L136 182L135 181V183H139L140 185H138V187L137 186H133L134 188L135 187H137V188H131V189H129V188H127V186L125 187L126 188V191L124 190V189H121L122 190V192H120V193H124V191L125 192H132V195L131 196H135V198L134 197H132L133 199H135L134 200V202L133 201H130L129 202V205H124L125 207H127V210H126V208L125 207H123L124 209H125V211H127L128 212V214H127V216H125L126 218L125 219H127V220H125L123 217V215L121 216V217H119V218H121V222L124 220V221H126V223H127V221H129L128 223H130V221L131 222H136L135 220V218H139L140 219V217H141V220H139V222L141 223V221L143 222V224H144V219H145V221L147 220V222H148V218H150V219H152L153 217H155V219L157 218V221H159V223H157V224H153V225H149V229H152L153 228V226H154V228H155V226H157L156 228H157V230H147V231H145V229H144V231L142 232H139V237H137V238H135L136 237V232H135V234L133 233L134 232V230H133V232H130L131 234L133 233V235H135L134 236V238L136 239V241H135V239H133L134 241V244H136V246H134L135 248H132V250L133 249H135V252H131L132 250H129V249H126V248H124V249H120L121 251H119V253L117 254V256H115V257H117L118 259L116 260V258H113V256H112V258L113 259H110L109 257L110 256H108L110 253L108 252V248H110L112 245L111 244H109V242H108V240H110V238H108V240H107V242L108 243H104V244H101V241H100V243H99V241L98 240H93V238H94V236L95 237H97L96 235L98 234V233H96V231H104V233L109 229V231H111V232H113L112 231V229L114 228H112L111 226H116V225H111L110 226V224H111V222L112 221H114V220H111V222L109 223V221L110 220H108L109 219V215H111L110 214V211H112L111 213H117L118 211H122V209L120 208V206H121V203H119L120 205H117V204H115V203H111L110 204V202H111V200H113V197L116 195V194H118L119 193V191H117L116 193H115V190H113L114 189V185H113V177H112V175L114 174V175H117V177H118V179H123L122 181L124 182V184H125V182L127 183V181L129 182V178H130V176H132V175H130V176H128V173L130 172V174H131V170L133 169V170H135L136 168H137V166L135 167V166H133V165H131L130 166V163L127 161H124V158H122V156H123V154L125 155V153L126 152H124V153H121L122 155L120 156V150L125 146L127 149L129 148V146L131 145L130 143V145L127 147L126 145H127V141L125 142V143H123V141H119L120 143L122 142L123 144H121V145H124V144H126V145H124L123 147H120V146H118L119 145V143H118V140H117V144L115 143V140H114V138H117L116 136L117 135H114L115 137L113 138L111 135H112V133H115L114 131H116V133L117 132H119V131H121V128L123 127V128H125V130L127 129L125 126H124V124H126V123H128V121H129V119L127 120V118H129V114H127L126 116H127V118H126V116H125V114L127 113V110L125 111L126 113L123 115V111L124 110H122L121 112H122V118L125 116V122L124 121H122V123H120V121L118 122L117 121V119H116V121L118 122H116L117 123V126H116V128L114 129V128H110V127H113V126H115L114 124L113 125H109V123L111 122V118L109 117V112H108V118H110L109 120H106V121H110L107 125H109L110 127L108 128H106V129H108L107 130V132H105V130H104V128L102 129L101 127H98V126H100V124L98 125V119H97V125H95V127H94V129H93V131H91L92 132V134H91V137L95 140L96 138H94L93 137V134L95 133H97V132H94V131H96V129L98 128V130H100V132H101V130H104V132L102 133L103 134V136L105 135V133H107V134H109V136H108V147H110L111 145L113 146H115V148L116 149H114L113 147H112V149H114V152H116V153H113L112 154V152L110 153V152H107V151H109L110 149H107L105 146V144H104V142L105 141H103V143H101V144H99V151H97V152H95L94 153V151L92 152V153H90L89 151H91L90 149H91V147H89L90 149H88L87 147H85V145L86 144H88L89 143V145L91 146V143L90 142H88V141H90V140H92L93 141V139H91V137H88V135L87 136H85V130H83L82 128L80 129L79 128V125H80V123H76L77 124V128L75 129V130H77V129H79V131H78V133H80V132H82V134L80 135L79 134V136H75V138H74V135H73V138L74 139H80V140H77V142L78 143H76L75 144V141H73V142H71L72 140H73V138H71L72 137V135L70 136V142L68 143V140H66V143H65V135H66V133H70V134H73L72 133V131H71V129L73 128V126L74 125H72V124H75L74 122L75 121H73V123H72V121H71V117H69L68 115L69 114H67V113H69L68 112V110H67V108L64 106L63 107V111H62V109L61 110H59L58 111V109H57V112H56ZM59 109H60V106H59ZM69 109V108H68ZM84 109V108H83ZM93 109H94V107H93ZM98 109H101V107L100 108H98ZM107 109H109V108H107ZM122 109H123V107H122ZM129 109V108H128ZM204 109H205V106H204ZM213 109V110H214ZM218 109H219V107H218ZM77 110V109H76ZM88 110V109H87ZM95 110H97L96 108H95ZM94 110V111H95ZM104 110V109H103ZM103 110H101L102 111V113H103ZM113 111H114V109H112ZM117 110V109H116ZM173 110V109H172ZM176 110V109H175ZM178 110V109H177ZM177 110H176V112H177ZM183 110V109H182ZM208 110V109H207ZM210 110V109H209ZM60 111H62V112H60ZM67 111V112H66ZM69 111H71L70 109H69ZM91 111H93V110H91ZM100 111V110H99ZM105 111V110H104ZM118 111H120V110H118ZM131 111V110H130ZM186 111H187V109H186ZM194 111V110H193ZM200 112H201V110H199ZM217 111V110H216ZM71 112H73V111H71ZM112 112V111H111ZM175 111H173L172 113H174ZM175 112V113H176ZM182 112V111H181ZM198 112V111H197ZM210 112H211V110H210ZM258 112V113H257ZM66 113V114H65ZM81 113V112H80ZM95 113V112H94ZM96 113H97V111H96ZM101 113V112H100ZM116 113H117V111H116ZM120 113V112H119ZM129 113V112H128ZM146 113V112H145ZM171 113V114H172ZM174 113V115H176ZM187 113V112H186ZM201 113H204V112H201ZM207 113V112H206ZM208 113H209V111H208ZM213 113V112H212ZM214 113H215V111H214ZM46 114V113H45ZM83 114H85V116H88V115H86L87 114V112H85V113H83ZM91 114H93V113H91ZM98 114V113H97ZM107 114V113H106ZM111 114V113H110ZM114 114V113H113ZM183 114H185V113H183ZM189 114H191V113H189ZM262 114H263V112H262ZM48 115V114H47ZM67 115V116H66ZM73 115L74 114H72V117H73ZM101 115V114H100ZM99 115V117H102V116H100ZM103 115V114H102ZM118 115V114H117ZM187 115H188V113H187ZM208 115V114H207ZM212 115H214V114H212ZM43 116H45V115H43ZM49 116V115H48ZM79 116H81L80 114H79ZM84 115H82L81 117H83ZM84 116V117H85ZM113 116V115H112ZM111 116V117H112ZM130 116H131V114H130ZM262 117H264V114L263 115H261ZM52 117V116H51ZM58 117V118H57ZM63 117H65L66 119H64ZM76 117V116H75ZM80 117V118H81ZM94 117H95V115H94ZM97 117H98V115H97ZM106 117H107V115H106ZM119 117V116H118ZM178 117V116H177ZM182 117V116H181ZM184 117V116H183ZM187 117H189V116H187ZM49 118V117H48ZM60 118V119H59ZM63 118V119H62ZM79 118V117H78ZM113 118V117H112ZM185 118V117H184ZM52 120V118H49V121H51ZM61 119H62V121H61ZM76 119V118H75ZM74 119V120H75ZM95 119V120H96ZM100 119V118H99ZM114 119V118H113ZM178 119V118H177ZM186 119H188V118H186ZM216 119V120H215ZM251 119H253V118H251ZM255 119H256V117H255ZM56 120V121H57ZM73 120V119H72ZM85 120V119H84ZM101 120V119H100ZM123 120H124V118H123ZM179 120V119H178ZM177 120V122H179ZM209 120V121H208ZM214 121L213 123H211L212 121ZM258 121L260 120H262V119H257ZM53 121H54V119H53ZM60 121H61V124H62V126L64 125V126H68V123H71V126L72 127H70L69 128V126H70V124H69V126L68 127H64V128H62V126L60 125ZM66 121L68 122V123H66ZM77 121V120H76ZM79 121H80V119H79ZM115 121V120H114ZM113 121V122H114ZM182 121V122H183ZM248 121V120H247ZM253 121V120H252ZM257 121V122H258ZM264 121V120H263ZM63 122V123H62ZM65 122V123H64ZM84 122V121H83ZM102 122V121H101ZM181 122V121H180ZM181 122V123H182ZM249 122V124H250V122L251 121H248ZM247 122V123H248ZM256 122V123H257ZM103 123V127H104V122H102ZM122 124L121 126H120V124ZM193 123V122H192ZM261 123V125H263L262 124V122H259L258 124H260ZM53 124H55V123H53ZM86 123H81V125H85ZM111 124V123H110ZM119 124V125H118ZM129 124H131V123H129ZM81 125H80V127H81ZM106 125V124H105ZM106 125V126H107ZM211 125H213L214 127H212ZM256 125V124H255ZM121 128H120V127ZM181 126V125H180ZM211 126V127H210ZM247 126V125H246ZM252 126V125H251ZM53 127V126H52ZM60 127V128H59ZM76 127V126H75ZM131 127V126H130ZM257 127V126H256ZM259 127H260V125H259ZM262 127V126H261ZM260 127V128H261ZM48 128H49V126H48ZM47 128V129H48ZM63 130H62V129ZM67 128V129H66ZM100 128V129H99ZM180 128V127H179ZM194 128V127H193ZM196 128V127H195ZM263 128V127H262ZM86 129V128H85ZM133 129H134V127H133ZM165 129V128H164ZM167 129V128H166ZM176 129V128H175ZM242 131H241V130ZM252 129V128H251ZM49 130V129H48ZM55 130H56V128H55ZM74 130V131H75ZM80 130H82V131H80ZM122 130H124V129H122ZM184 130V129H183ZM194 130H196V129H194ZM250 130V129H249ZM252 130H254V128L252 129ZM68 131V132H67ZM89 130H87L86 132H88ZM177 131V130H176ZM182 131V130H181ZM185 131V132H186ZM210 131V130H209ZM130 132H132V131H130ZM134 132V131H133ZM203 132V133H204ZM215 132V133H216ZM241 132V133H240ZM246 132H247V134H246ZM54 133V132H53ZM53 133H52V131L50 132V134L51 135H53ZM84 133V134H83ZM89 133V132H88ZM122 133V132H121ZM125 133V132H124ZM128 132L126 131V134H127ZM179 133H180V130H179ZM178 133V134H179ZM184 133V132H183ZM191 133V134H190ZM212 133V135H213V133L214 132H211ZM236 133V134H235ZM242 133H244L243 135H242ZM252 133V132H251ZM250 133V134H251ZM47 134L49 135V133L47 132ZM63 134H65V135H63ZM77 134V133H76ZM90 134V133H89ZM94 134V135H95ZM97 134H101V133H97ZM101 134V135H102ZM106 134V135H107ZM134 133H132V135L130 136L131 138L132 137H134V135L136 136V130H135V134L133 135ZM185 134V133H184ZM207 134H208V132H207ZM206 134V135H207ZM235 134V135H234ZM237 134H238V136H237ZM241 134V136H239ZM262 134V133H261ZM261 134L259 135V136H261ZM55 135L56 134H54V138H55ZM128 135H130L129 133H128ZM181 134H179V136H180ZM188 135L190 136V137H188ZM212 135H211V138H213L212 137ZM225 135H226V137H225ZM62 136H64L63 138H62ZM68 136H69V134H68ZM98 136V135H97ZM113 138H111V137ZM138 136V135H137ZM210 136V135H209ZM232 136H234V137H232ZM236 136H237V138H236ZM244 136V138L243 139H246V137ZM264 136V135H263ZM79 137V138H78ZM81 137V138H80ZM187 137V138H186ZM205 137H207V136H205ZM221 137H223L222 139H221ZM89 138V139H88ZM118 138H120V137H118ZM124 138V137H123ZM127 138H129V137H127ZM136 138V140H137V137H135ZM138 138H139V136H138ZM193 138H195V137H193ZM208 138V137H207ZM232 138H234V139H232ZM242 138V137H241ZM241 138H239L238 140H241ZM248 138V137H247ZM263 138V137H262ZM50 139V138H49ZM67 139H69L68 137H67ZM187 139V140H186ZM202 139V140H203ZM243 139H242V141H243ZM254 139V138H253ZM264 139V138H263ZM5 140V139H4ZM3 140V141H4ZM51 140V139H50ZM55 140H57V139H55ZM97 140V139H96ZM102 140V139H101ZM100 140V141H101ZM107 140V139H106ZM111 140V141H110ZM121 140V139H120ZM124 140V139H123ZM132 140V139H131ZM136 140L134 139V141L136 142ZM195 140V139H194ZM203 140V141H204ZM247 141H248V139H246ZM245 140V143L247 142ZM251 140H252V138H251ZM7 141V140H6ZM51 141H53V140H51ZM50 141V142H51ZM91 141V142H92ZM99 141V140H98ZM99 141V142H100ZM125 141V140H124ZM133 141V140H132ZM211 141V142H212ZM228 141L230 142V143H228ZM2 142V141H1ZM66 144V145H68L69 144V146L67 147L66 145H65V147H64V144ZM102 142V141H101ZM107 142V141H106ZM109 142H111V144H109ZM199 142H200V144H199ZM211 142H210V146H212L213 147V142H212V145H211ZM235 142H237L238 143V141H235ZM240 142V141H239ZM253 142V141H252ZM3 144L5 143V141L4 142H2ZM56 143V142H55ZM58 143V142H57ZM94 143V142H93ZM181 143V144H182ZM3 144H1L0 143V145H3ZM51 144V143H50ZM72 144H74V148L75 147H77L76 149H72V147L71 146H73ZM230 144V145H231ZM236 144V143H235ZM243 144V143H242ZM241 144V145H242ZM249 144V143H248ZM250 144H251V142H250ZM71 145V146H70ZM132 145H134L135 146V144L133 143ZM132 145L130 146V149L132 148ZM217 145V146H216ZM239 145V144H238ZM244 146H245V144H243ZM50 146V145H49ZM94 146H96L97 147V145H94ZM134 146H133V148H134ZM209 146V147H210ZM227 147L228 145H224V147ZM234 146V145H233ZM235 146H237V145H235ZM246 146H247V144H246ZM257 146V145H256ZM7 147V146H6ZM30 147H31V145H30ZM66 147L69 149V148H71V151L72 150H74V154H72V156H70V154L72 153L70 150H68V149H66ZM95 147V148H96ZM124 147V148H125ZM141 147V146H140ZM238 147V146H237ZM253 147V146H252ZM26 148H29V147H26ZM87 148V149H86ZM95 148H93V149H95ZM123 148V149H124ZM125 148V149H126ZM136 148V147H135ZM143 148V147H142ZM220 148V147H219ZM219 148H217V149H219ZM228 148V147H227ZM226 148V151L224 152L225 154L228 152L227 150L228 149H230L231 148V146H229V148L227 149ZM236 148V147H235ZM239 148V147H238ZM243 148V149H242ZM86 149V150H85ZM129 149V150H130ZM145 149V148H144ZM153 149V148H152ZM210 149H212L211 147H210ZM222 148H220V150H221ZM223 149H225V148H223ZM223 149L221 150V151H223ZM250 149V150H249ZM26 150V149H25ZM34 150V149H33ZM35 150H37V149H35ZM50 150H51V148H50ZM54 150V149H53ZM59 150V149H58ZM60 150V151H61ZM84 151V152H82V151ZM88 150V151H87ZM139 150V149H138ZM243 150V151H242ZM248 150H249V152H248ZM13 151V150H12ZM12 151H11V153H12ZM31 151V150H30ZM47 151H49V150H47ZM46 151V152H47ZM52 151V150H51ZM55 151H57L56 149H55ZM54 151V152H55ZM64 151H66L65 153H63ZM67 151H70V152H67ZM86 151L87 152H89V153H87L86 154ZM122 151H124V150H122ZM127 151V150H126ZM133 150L131 149L130 150V152H132ZM146 152H147V150H145ZM212 151V150H211ZM216 151V148L214 149V151H213V153H217V151ZM219 151V150H218ZM220 151V153H223V152H221ZM231 151V150H230ZM128 152V151H127ZM130 152H129V154H130ZM139 152H141V151H139ZM145 152V153H146ZM150 152V151H149ZM153 152V151H152ZM152 152H150V153H152ZM155 153H156V151H154ZM237 152H239V151H237ZM236 152V153H237ZM27 153H28V150H27ZM33 153H36V151L35 152H33ZM48 153V152H47ZM50 153H53V152H50ZM63 153V154H62ZM96 154L97 153V155H95L96 157L98 156V155H100L101 157H106V159H108L107 160V162H108V165L107 164H105V162H103V165H107L106 167H108L109 166V164L111 165V167L109 166V168H110V170H109V168H106V169H102L100 172H98V173H96L94 170H96L95 169V167L96 166H94V165H96V161L95 160H97V159H99L100 158V156H99V158L97 157H95L94 156V154ZM108 153H110V154H108ZM134 153V152H133ZM149 153V155H150V157L152 156L151 154ZM230 153V152H229ZM253 153V152H252ZM13 154V153H12ZM17 154H18V152L16 153V157H12L11 158V160L12 161H10V163H11V165H10V167H7V166H9L8 164H9V162L7 163V166H6V164H5V166L4 167H7L6 169H8L7 171H6V169H5V171H6V173L8 174V178L7 177H5L4 175H6L7 176V174L5 173L4 175H3V173L0 175V180L2 181L3 179H5V180H7L8 179V181L9 182H12L13 180H15L14 178H16L15 176H18L17 174H18V172H17V170H18V164L17 163H21L22 162V160H21V162H20V160H19V158L17 157ZM20 154V153H19ZM26 154V153H25ZM24 154V155H25ZM31 154V153H30ZM59 155V153L58 152H56V155ZM65 154V155H64ZM89 154V155H88ZM93 156H92V155ZM128 154V153H127ZM126 154V155H127ZM141 154V153H140ZM142 154H143V152H142ZM157 154V153H156ZM155 154V155H156ZM160 154V153H159ZM232 154H233V152H232ZM239 154V153H238ZM11 155V154H10ZM26 155H28V154H26ZM33 155V154H32ZM53 155V154H52ZM64 155V156H63ZM137 155V154H136ZM139 155V154H138ZM137 155V156H138ZM148 155V156H149ZM173 156H174V154H172ZM217 154H215L213 157H218V156H216ZM222 155H224V154H222ZM226 155H229V154H226ZM226 155H224L223 157V159H225V157L227 158L228 156H226ZM231 155V154H230ZM242 155V156H243ZM43 156V155H42ZM50 156V155H49ZM89 156H91L93 159V162H92V164H94L93 165V167H94V169L92 168V164H91V170L90 169H86V167H85V169L87 170V174H86V170L84 169H82V165L83 164H85L86 162L88 163V158H89ZM129 156H131V154L129 155ZM129 156H126V157H129ZM158 156V155H157ZM159 156H161V155H159ZM171 156V155H170ZM178 156V157H177ZM219 156H220V154H219ZM237 156V155H236ZM9 157V156H8ZM20 157V156H19ZM26 157H28L27 159L28 160H30V162H32L31 161V157L28 155V156H26ZM56 157V156H55ZM71 157H73V159L71 158ZM136 157V156H135ZM139 157V156H138ZM154 156H152V158H153ZM200 158V159H198V158ZM231 157H232V155H231ZM238 157H239V155H238ZM238 157H237V159H238ZM241 157V156H240ZM239 157V158H240ZM21 158V157H20ZM22 158H24V157H22ZM21 158V159H22ZM45 158V157H44ZM44 158H42V159H44ZM47 156H46V160H47ZM142 157H140V160L141 161H143L142 159H141ZM146 158V157H145ZM144 158V159H145ZM159 158H161V157H159ZM219 158V157H218ZM26 159V160H27ZM37 159V158H36ZM90 159V158H89ZM102 159H104V158H102ZM126 159V158H125ZM128 159H131L132 160V157L130 158H128ZM134 159V158H133ZM135 159H137V157L135 158ZM163 159V158H162ZM174 159V158H173ZM197 159V160H196ZM242 159V158H241ZM9 160V159H8ZM25 160V161H26ZM38 160H40L39 158H38ZM53 160H54V156H53ZM52 160V161H53ZM91 160V159H90ZM105 160V159H104ZM137 160H139V159H137ZM149 160H151V158L149 159ZM171 160H172V158H171ZM170 160V161H171ZM195 160H196V162L198 161V163L200 162V167L196 164V162H195ZM218 160V161H217ZM25 161H23V162H25ZM34 161V160H33ZM95 161V162H94ZM103 160H101L99 163L100 164H102L101 162H102ZM133 161H135V162H137V165H138V163H139V161H136V160H133ZM140 161V162H141ZM145 161V160H144ZM147 161H148V159H147ZM173 161V162H174ZM6 162V161H5ZM22 162V163H23ZM27 162H29V161H27ZM37 162V161H36ZM90 162V161H89ZM152 162V161H151ZM195 162V163H194ZM41 163V162H40ZM54 163L55 162H53V165H54ZM91 163V162H90ZM90 163H89V165H90ZM97 163H98V161H97ZM129 163V164H128ZM164 163V162H163ZM226 164V166H228V168L230 169V170H228L227 168H226V166L224 165V164ZM24 164H27V163H24ZM23 164V165H24ZM43 164V163H42ZM143 164V163H142ZM193 164H195L196 166H198V169H199V171L196 169V173H200V176L198 175V177H197V175H196V173H192V171H191V169L193 168ZM31 165V164H30ZM29 165V166H30ZM45 165H47V164H45ZM52 165V166H53ZM88 165V164H87ZM135 165V164H134ZM140 165V164H139ZM170 165V164H169ZM172 165V164H171ZM20 166H22V165H20ZM43 166V165H42ZM49 166V165H48ZM55 166V165H54ZM53 166V167H54ZM84 166H86V164L84 165ZM83 166V167H84ZM168 166V165H167ZM178 166V165H177ZM181 166H184V164L182 163L181 164ZM223 166H225L224 168L225 169H227V172H228V177H227V174H226V176H224L223 175V173L226 171H224L223 169ZM24 167V166H23ZM32 167H33V165H32ZM34 167H35V165H34ZM41 167V166H40ZM63 167V168H62ZM78 167H81L80 168V170H82V173L83 174H80L81 176H82V179H81V177L80 176H78L79 174V168ZM88 167V166H87ZM135 167V168H134ZM148 167L150 168V171L148 172L147 171V169H148ZM176 167V166H175ZM195 167V166H194ZM37 168V167H36ZM34 169L35 170V172H36V170L37 169ZM97 168V170H98V167H96ZM103 168H105V166H103ZM138 168V169H139ZM160 168V169H159ZM166 167H164V169H165ZM196 168V167H195ZM195 168H193V169H195ZM223 168V169H222ZM22 169V168H21ZM21 169H19V170H21ZM25 170L27 169V171H28V169L29 168H24ZM38 169H39V166H38ZM78 169V170H77ZM93 169V170H92ZM151 169H152V171H151ZM168 169V168H167ZM167 169H165L166 171H167ZM173 169V168H172ZM190 169V170H189ZM44 170H43V172H44ZM92 173V172H94V174L96 173V175H93V174H90L89 173V171ZM109 170V171H108ZM169 170H170V168H169ZM224 172H223V171ZM30 171V170H29ZM33 170H31V172H32ZM39 171H40V169H39ZM85 171V172H84ZM137 171V170H136ZM170 171H172V170H170ZM186 171H189V172H187V173H185ZM195 171V170H194ZM193 171V172H194ZM35 172H32L33 174L35 173ZM76 172H78V173H76ZM138 172V171H137ZM140 172V171H139ZM160 172V173H159ZM169 172V171H168ZM26 173H28V172H26ZM25 173V174H26ZM42 173V172H41ZM46 173V172H45ZM44 173V174H45ZM84 173L86 174V175H84ZM134 173H136L135 171H134ZM162 173H165L164 171L162 172ZM174 173H172L173 175H174ZM21 174V171H20V173H19V175ZM23 174V173H22ZM24 174V175H25ZM76 174H78L77 176H76ZM112 174V175H111ZM139 174H141V173H139ZM159 174V175H158ZM166 174H167V172H166ZM168 174H170V173H168ZM167 174V176H168V178L171 176V175H168ZM184 174H185V176H184ZM194 174H195V176H194ZM27 175V174H26ZM26 175H25V179L26 178H29V177H26ZM34 175H36V173L34 174ZM38 175V174H37ZM136 175L137 174H134L133 175V177H132V179L130 180L131 181V184L133 185L134 184V182H133V178H134V176L136 177ZM174 175V176H175ZM2 176V177H1ZM39 176H41V174L39 175ZM43 176V175H42ZM46 176V175H45ZM86 176V177H85ZM184 176V177H183ZM21 177V176H20ZM46 177H50V175L49 176H46ZM83 177H85V178H83ZM129 177V178H128ZM138 177V176H137ZM139 177H141V176H139ZM162 177H165V176H162ZM200 177V181H199V178ZM3 178V179H2ZM19 178V177H18ZM24 177H22V179H23ZM35 178V177H34ZM126 178H128V179H126ZM160 178V179H159ZM21 179V180H22ZM39 179V178H38ZM51 179V178H50ZM114 179H116V177L114 178ZM117 179V180H118ZM124 179H126V181L124 180ZM135 179H138V178H134V180ZM164 179H167V178H164ZM169 179V180H170ZM202 179V180H201ZM116 180V181H117ZM162 180V179H161ZM168 180V179H167ZM167 180L165 181V183L167 182ZM189 180H188V183H190L189 182ZM7 181V183H9ZM16 181H17V179H16ZM16 181H13L14 183L16 182ZM29 181V180H28ZM55 181V180H54ZM87 181H91L92 182V184L91 183H89V184H91L92 185V187L90 188L89 186V189H88V187L85 185L86 184V182ZM171 181H168V183L169 182H171ZM176 181V182H177ZM186 181V180H185ZM197 181H199V182H197ZM2 182H4V180L2 181ZM2 182H0V184H2V186H4V187H6V189H9L7 186H6V182H5V184L4 183H2ZM12 182V183H13ZM19 182H20V178H19ZM24 182V181H23ZM38 182V181H37ZM50 182V181H49ZM61 182V181H60ZM118 182V181H117ZM123 182H121V183H123ZM160 182H162V181H160ZM164 182V181H163ZM22 183V182H21ZM21 183H19L20 185H21ZM34 184H35V182H33ZM46 183H47V181H46ZM54 183V182H53ZM56 183H58V180L56 181ZM71 183V184H70ZM173 183V182H172ZM181 183V185H183L181 188H183V192H185L184 190H185V188H186V193L188 192V191H191V190H188L187 191V186L189 187V184L187 185L186 183H182V182H180ZM179 183V184H180ZM207 183V184H208ZM4 184V185H3ZM11 184V183H10ZM16 184H18V183H15L14 184V186H17L18 187V185H16ZM22 184H24V183H22ZM28 184V183H27ZM26 184V185H27ZM41 184V183H40ZM40 184H38V185H40ZM65 184H64V186H65ZM117 184V183H116ZM119 184V183H118ZM118 184L117 185H115V187L116 186H118ZM156 184V185H155ZM159 184V183H158ZM179 184H177V186L179 185ZM191 184V183H190ZM206 184V185H207ZM208 184V185H209ZM20 185H19V187H20ZM45 185V184H44ZM60 185H62V183L60 184ZM59 185V186H60ZM70 185V186H69ZM123 185V184H122ZM122 185H120L121 186V188H122ZM126 185V184H125ZM127 185H128V183H127ZM129 185H130V183H129ZM128 185V187H130ZM160 185H163V183L161 184L160 183ZM170 186H172V184H169ZM174 185H175V183H174ZM10 186V185H9ZM11 186H13V184L11 185ZM24 186V185H23ZM31 186H33V185H31ZM36 186V185H35ZM34 186V187H35ZM58 186V187H59ZM158 186V185H157ZM165 186V185H164ZM167 187H168V185H166ZM203 186V185H202ZM201 186V187H202ZM210 186V185H209ZM210 186V187H211ZM4 187H1L0 188V193H1V191H2V189H4ZM16 187V188H17ZM18 187V188H19ZM47 187V186H46ZM45 186H44V188H46ZM58 187H57V189H58ZM61 187V186H60ZM69 187V188H68ZM94 187H95V189H94ZM112 187H113V189H112ZM124 187V186H123ZM174 188H175V186H173ZM173 187H169V189H172ZM180 187V186H179ZM177 188V189H180V188ZM200 187V186H199ZM24 188V187H23ZM33 188V187H32ZM36 188V187H35ZM51 188V191H52V187H50ZM62 189H63V187H61ZM162 188V187H161ZM190 188H188V189H190ZM202 188H204V186L202 187ZM202 188H200V189H202ZM206 188V187H205ZM6 189L5 190H3L4 192L6 191ZM20 189V188H19ZM19 189H17V190H19ZM25 189V188H24ZM28 189V188H27ZM40 189V188H39ZM49 189V188H48ZM54 189V188H53ZM56 189V190H57ZM116 189H118V188H116ZM134 189V190H133ZM157 189V190H156ZM198 189V188H197ZM16 190V191H17ZM21 190V189H20ZM26 190V189H25ZM29 190V189H28ZM43 190V189H42ZM124 190V191H123ZM160 190H162V189H160ZM164 190H166V191H169L168 190V188L167 189H164ZM174 189H172V191H173ZM206 190V189H205ZM204 190V191H205ZM2 191V195H4V192ZM22 191V190H21ZM29 191H31V190H29ZM28 191V192H29ZM65 191V190H64ZM100 191L101 192H103V194L105 193V195H103L102 193H100ZM172 191H171V193H172ZM177 191V190H176ZM180 190H178V192H179ZM181 191H182V189H181ZM194 191H195V189H194ZM201 191V190H200ZM19 192V191H18ZM26 191H24L23 192V194L25 193ZM159 192V191H158ZM161 192V191H160ZM174 192H175V190H174ZM182 192V193H183ZM191 192H193V190L191 191ZM6 193V192H5ZM13 193V192H12ZM31 193H33V192H31ZM62 193V192H61ZM65 193V192H64ZM67 193V192H66ZM127 193H124V195L123 196H125V194H127ZM169 193V192H168ZM170 193V194H171ZM180 193V192H179ZM179 193H178V196H179ZM185 193V196L186 195H188V194H186ZM197 193H198V191H197ZM202 193V192H201ZM204 193V192H203ZM208 192L206 193V194H209ZM14 194V193H13ZM22 194V193H21ZM69 194H70V192H69ZM130 194V193H129ZM134 194V195H133ZM151 194V198H148L149 196L148 195H150ZM165 194V193H164ZM167 194V193H166ZM2 195H0V196H2ZM17 195V193L15 194V196ZM25 195H26V193H25ZM29 195H30V193H29ZM54 195H56V194H54ZM62 195V194H61ZM67 195H68V193H67ZM121 195V194H120ZM176 195V194H175ZM182 195V194H181ZM180 195V196H181ZM202 195V194H201ZM14 196V197H15ZM27 196V195H26ZM25 196V197H26ZM63 196V195H62ZM73 196V197H74ZM79 196V197H78ZM95 196V195H94ZM128 196V195H127ZM159 196H161V193L159 194ZM167 196H168V194H167ZM172 196V195H171ZM170 196V197H171ZM207 195H206V197H208ZM3 197V196H2ZM2 197H0V198H2ZM18 197H20V196H16L15 198H18ZM25 197H24V195H21V197H20V200H22V199H25ZM54 197V196H53ZM61 197V196H60ZM63 197H65V196H63ZM72 197V196H71ZM72 197V198H73ZM89 197V198H90ZM96 197V196H95ZM156 197H158V196H156ZM162 197L163 196H161V200H164V199H162ZM165 197V196H164ZM189 197V196H188ZM192 197V196H191ZM191 197L189 198V200L191 199ZM195 197H196V195H195ZM195 197H194V199H195ZM198 197V196H197ZM5 198V197H4ZM14 198V199H15ZM27 198V197H26ZM56 197H54V199H55ZM87 198V197H86ZM98 198V197H97ZM110 198H112V199H110ZM123 198V197H122ZM128 198H129V196H128ZM132 198H131V200H132ZM153 198V199H152ZM166 198V197H165ZM168 198V197H167ZM178 198H181V197H178ZM183 198H185V197H183ZM182 198V199H183ZM3 199V198H2ZM10 199V198H9ZM53 199V198H52ZM51 199V200H52ZM67 199V197H65V198H63L62 200H59V201H61V202H59L60 203V205H61V203L63 202V201H65ZM69 199V198H68ZM77 199H75V198H73V200H77ZM80 199V198H79ZM94 199V198H93ZM93 199H89L90 201L89 202H92V200ZM100 199V200H101ZM115 199H116V197H115ZM150 199H152V201L150 200ZM204 199V198H203ZM3 200H5V199H3ZM11 200V199H10ZM27 200H29L30 201V199H27ZM50 200V199H49ZM81 200V199H80ZM84 200V199H83ZM119 200H121V199H119ZM124 200V199H123ZM161 200H160V202H161ZM165 200H167V199H165ZM171 200H172V197H171ZM171 200H167V201H171ZM185 200V199H184ZM189 200H186L187 202L189 201ZM191 200H193V199H191ZM190 200V201H191ZM196 200V199H195ZM206 200V199H205ZM13 201H15V200H13ZM13 201L11 202V203H13ZM16 203H18L19 202V200H17L16 199ZM28 201V202H29ZM54 201H57V205H59L58 204V200H53V203H54ZM78 201V200H77ZM94 201V200H93ZM95 201H96V199H95ZM98 201V200H97ZM97 201L95 202V203H97ZM110 201V202H109ZM175 201V200H174ZM182 201V200H181ZM180 201V202H181ZM7 202V201H6ZM66 202V201H65ZM64 202V203H65ZM71 202H72V200H71ZM76 202V203H75ZM103 202H101V204L103 203ZM117 202H118V199H117ZM125 202V201H124ZM124 202H123V204H124ZM128 202V201H127ZM131 202H133V203H131ZM158 202H159V200H158ZM164 202V201H163ZM172 202H173V200H172ZM177 202V201H176ZM204 202H206V201H204ZM209 202V201H208ZM15 203V204H16ZM22 203V202H21ZM29 203H31V202H29ZM82 203V202H81ZM81 203H79V205L81 204ZM100 203V202H99ZM126 203V202H125ZM181 203H183V202H181ZM181 203H179L180 205L179 206H182L181 205ZM184 203H185V201H184ZM191 203H192V201H191ZM200 203V202H199ZM20 204V203H19ZM26 204H27V202H26ZM52 204V203H51ZM56 204V203H55ZM72 206H71V205ZM189 204L190 203H188V207H189ZM224 204V205H223ZM11 205H14V204H11ZM21 205H24V203H22ZM63 206H65L66 207V205L65 204H62ZM96 205V204H95ZM99 206H100V204H98ZM116 205V206H115ZM176 205V204H175ZM195 205H196V203H195ZM207 205H210L209 203L207 204ZM5 207H7L6 205H4ZM10 206V205H9ZM36 206V205H35ZM42 206V205H41ZM53 205H51V207H52ZM82 206V205H81ZM102 206V205H101ZM123 206V205H122ZM179 206H177L176 205V207H179ZM187 206H186V208H187ZM193 206V205H192ZM191 206V207H192ZM230 206V207H231ZM13 207V206H12ZM56 207V206H55ZM60 207V206H59ZM59 207L57 206L56 208H58V211L62 208H60L59 209ZM92 207H93V204H92ZM183 207H184V205H183ZM191 207H189L190 209H191ZM196 207V206H195ZM203 207V206H202ZM201 207V208H202ZM205 207V206H204ZM208 207H210V206H208ZM8 208V207H7ZM17 208H18V205H17ZM23 208H25L24 206L21 208V210L23 209ZM36 208V207H35ZM41 208V207H40ZM46 208V207H45ZM81 208V207H80ZM79 207H78V209L77 210H79L80 209ZM95 208H97V207H95ZM182 207H180V209H181ZM198 208H200V207H198ZM200 208V209H201ZM211 208V207H210ZM212 208H213V206H212ZM218 208V207H217ZM9 209H13V208H10L9 207ZM37 209V208H36ZM39 209V208H38ZM37 209V210H38ZM44 209V208H43ZM42 209V210H43ZM83 209V208H82ZM81 209V210H82ZM91 209V208H90ZM116 209H118V210H116ZM204 209H206V208H204ZM204 209H202V211L204 212ZM227 209V208H226ZM237 209V210H236ZM8 210V209H7ZM14 210H16V207H15V209ZM31 210V209H30ZM41 210V209H40ZM40 210H38V212L40 211ZM50 210V209H49ZM54 210H57V209H55L54 208ZM92 210H93V208H92ZM96 210L93 212L94 214H95V212H96ZM102 210V209H101ZM183 210V209H182ZM185 210H187V212L189 211L190 212V210L187 208V209H185ZM195 210V209H194ZM193 210V211H194ZM198 209H196V211H197ZM230 210V209H229ZM228 210V211H229ZM231 210V211H232ZM236 210V211H235ZM245 210H248L246 213H244L243 211H245ZM10 212H11V210H9ZM26 211V210H25ZM45 211V210H44ZM51 211H52V209H51ZM62 211H64L63 209H62ZM76 211V210H75ZM87 211V210H86ZM89 211V210H88ZM117 211V212H116ZM170 213H169V212ZM180 212H181V210H179ZM8 212V211H7ZM7 212H5L4 211V214L5 213H7ZM23 212H24V209H23ZM22 212V213H23ZM29 213L28 214H30V211H28ZM34 212H37V211H35V209H34ZM55 212V211H54ZM80 212H82V211H80ZM90 212H92V211H90ZM104 212V211H103ZM102 212V213H103ZM119 212V213H120ZM197 212H199V211H197ZM233 212V211H232ZM232 212H230V213H232ZM46 213V212H45ZM45 213H42V214H45ZM66 213V212H65ZM92 213V214H93ZM122 213H124V215H125V212H123L122 211ZM32 214V213H31ZM35 214V213H34ZM40 214H41V212H40ZM56 214V213H55ZM55 214H54V216H55ZM85 215V213H82L81 215ZM93 214V215H94ZM118 214V213H117ZM116 214V215H117ZM186 214V213H185ZM190 214V213H189ZM233 214V213H232ZM23 215H27V213H25L24 212V214ZM49 214H47V216H48ZM67 215V214H66ZM69 215V214H68ZM76 215H78V213L76 214ZM87 215V214H86ZM95 215H97V213L95 214ZM94 215V216H95ZM114 215V214H113ZM112 215V216H113ZM178 215L180 216V214L178 213ZM187 215V214H186ZM192 216H193V214H191ZM200 215H201V213H200ZM30 216V215H29ZM41 217H43L42 215H40ZM53 216V215H52ZM91 216V215H90ZM119 216V215H118ZM175 216V215H174ZM173 216V217H174ZM185 216V215H184ZM190 216V215H189ZM191 216V217H192ZM197 216V215H196ZM196 216H195V218H196ZM230 216V215H229ZM234 216H235V214H234ZM24 217H26V216H24ZM35 217V216H34ZM81 217H83V216H81ZM117 217V216H116ZM176 217H178V216H175V220H176ZM233 217V216H232ZM8 218V217H7ZM21 218H22V216H21ZM27 218H28V216H27ZM45 218V217H44ZM47 219L49 218V219H51V217L49 216V217H46ZM55 218H58L57 216L55 217ZM76 218V219H75ZM78 218V219H77ZM91 218H92V216H91ZM90 218V219H91ZM113 218H115V217H113ZM123 218V219H122ZM172 218V217H171ZM180 218V217H179ZM186 218V217H185ZM24 219V221L26 220L25 218H23ZM68 219V220H67ZM80 219V220H79ZM110 219H112V218H110ZM135 219V220H134ZM143 219V220H142ZM154 219V218H153ZM237 219H234V217L232 218V220H237ZM30 220V219H29ZM32 220H33V218H32ZM46 220V219H45ZM52 220H54V219H52ZM173 220V219H172ZM175 220H173V221H175ZM180 220L182 221V213H181V218H180ZM183 220H185V219H183ZM186 220H188V218H186ZM190 220V219H189ZM231 220V221H232ZM6 221V220H5ZM7 221H8V219H7ZM6 221V222H7ZM24 221H23V224H24ZM31 221V220H30ZM30 221H28V224H29V222ZM41 221V220H40ZM49 221V220H48ZM84 221H85V219H84ZM89 221H91V220H89ZM124 221H123V223H124ZM152 221H154V220H152ZM163 221V222H164ZM168 221V220H167ZM5 222V223H6ZM9 222V221H8ZM36 222H37V220H36ZM35 222V223H36ZM44 222V221H43ZM58 222V223H57ZM60 222V223H59ZM87 222H88V220H87ZM133 222V223H134ZM138 222V221H137ZM162 222V221H161ZM183 222V221H182ZM182 222H180V223H182ZM186 222V221H185ZM38 223V222H37ZM102 223L104 224V225H102ZM122 223V224H123ZM133 223H130V225L132 224L133 225ZM140 223L138 224V225H140ZM146 223V222H145ZM194 223V222H193ZM196 223H198V222H196ZM195 223V224H196ZM223 223V222H222ZM229 223H230V221H229ZM11 224V223H10ZM20 224V223H19ZM26 224H27V222H26ZM31 224V223H30ZM117 224L120 226V224H119V221L117 222ZM190 223H188V225H189ZM8 224L6 223L5 224V227H7L8 228V226H10V225H8ZM45 225H46V223H45ZM107 225L108 226H110V227H107ZM117 225V227H119ZM125 225V227H128V226H126V224H124ZM130 225H129V227H130ZM145 225V224H144ZM144 225H142L143 227H144ZM164 225H167L165 222L163 223V225H162V227H164ZM169 225V224H168ZM175 226H176V224H174ZM185 225H186V223H185ZM191 225H192V222H191ZM200 225V224H199ZM216 225V224H215ZM218 225V224H217ZM16 226V225H15ZM22 226H24V225H22ZM33 226H34V224H33ZM38 226H40V224L39 225H37L36 226V228L38 227ZM42 226H44V224H42ZM134 226V225H133ZM132 226V227H133ZM137 226V225H136ZM136 226H135V228H136ZM142 226L140 227V228H142ZM146 226V225H145ZM150 226H151V228H150ZM170 226V225H169ZM172 226H173V224H172ZM178 226H179V224H178ZM178 226H176L177 228H179ZM180 226H184L183 224L182 225H180ZM12 227V226H11ZM28 227V226H27ZM26 227V228H27ZM30 228L29 229H31L32 227L31 226H29ZM45 227V226H44ZM50 227V226H49ZM48 227V228H49ZM75 227H76V229L77 230H75ZM123 226H120L119 228H122ZM182 227H180V228H182ZM189 227H190V225H189ZM201 227V226H200ZM211 227H213V226H211ZM219 227V226H218ZM218 227H217V229H218ZM221 227H223V226H221ZM227 227V226H226ZM7 228H5V229H7ZM13 228V227H12ZM18 228H19V230L21 229V228H25V227H21V225H20V227L18 226ZM17 228V229H18ZM35 228V229H36ZM40 229H42L41 227H39ZM47 228V227H46ZM47 228V229H48ZM104 228H106V230H104ZM108 228V229H107ZM139 228V227H138ZM140 228L139 229H137L138 231H140ZM148 228V227H147ZM153 228V229H154ZM167 228H168V226H167ZM167 228H165V229H167ZM171 228V227H170ZM188 228V227H187ZM194 228V227H193ZM192 228V229H193ZM204 228H206L207 230H208V227H204ZM228 228V227H227ZM28 229V228H27ZM28 229V231H30ZM40 229H38L37 228V230H39V232H40ZM82 229H84V231H82L81 232V230ZM115 229V228H114ZM127 229V228H126ZM130 229H131V227H130ZM129 229V230H130ZM224 229V228H223ZM226 229V228H225ZM12 230H14V229H12ZM11 230V232L13 233L14 231H12ZM22 230V229H21ZM32 231H34L33 229H31ZM51 230V229H50ZM117 230H119V229H115V231L116 232H118L119 233V231H117ZM123 230H125V229H123ZM142 230V229H141ZM160 230H161V228H160ZM171 230V229H170ZM177 230V229H176ZM190 230H191V228H190ZM198 230V229H197ZM213 231H214V228L212 229ZM222 230V229H221ZM9 231V230H8ZM7 231V232H8ZM27 231V230H26ZM27 231V232H28ZM44 231H46L45 229H44ZM44 231H42L43 233H44ZM49 231V230H48ZM79 231V232H78ZM101 231H100V233H101ZM115 231H114V233H111V232H109V234H116L115 233ZM126 231H128V229L126 230ZM162 230H161V232H163ZM179 231V233H181V232H183V231H181L180 232V229L178 230ZM184 231H185V226H184ZM193 231V230H192ZM192 231H190L191 233H192ZM201 231V230H200ZM199 231V232H200ZM218 231V230H217ZM219 231H220V229H219ZM11 232H10V234H11ZM18 232V231H17ZM20 232V231H19ZM18 232V233H19ZM21 232H23V231H21ZM38 232V233H39ZM187 232V231H186ZM190 232H189V234H190ZM16 232H14V234H13V236H11L10 234H9V236H7V235H5V237L7 236L8 238L10 237V239H11V237H12V241H19V240H21L22 238V235H24L25 236V234L24 233H17V234H15ZM36 233V232H35ZM42 233V234H43ZM46 234H47V232H45ZM80 233H81V235H80ZM117 233V234H118ZM121 233V232H120ZM122 233H124V232H122ZM130 233H129V237L130 236H133V235H130ZM138 233V232H137ZM142 233V234H141ZM28 234V233H27ZM32 234V233H31ZM41 234V235H42ZM107 234H108V231H107ZM106 233L104 234V235H107ZM127 235H128V233H126ZM189 234H188V236H189ZM221 235V233L219 232H217L216 233V231L215 232H212V231H203V228H202V232H200L199 233V235H197L196 234V232L194 231V235H197V237H199L200 236V238H198V239H201V237H203V236H205V238H211V237H213V236H216L217 238H218V236L219 235ZM225 234V235H224ZM29 235H30V233H29ZM34 235V234H33ZM40 235V234H39ZM38 235V236H39ZM49 234H47V236H48ZM104 235H100L101 236V238H102V236L104 237ZM114 235H112V236H110L111 238L114 236ZM120 235V234H119ZM124 235H125V233H124ZM162 236V238H161V240L159 239V236ZM180 235H181V237H182V239H180ZM193 235V236H194ZM23 236V237H24ZM28 236V235H27ZM32 236V235H31ZM37 236V237H38ZM57 236H59V237H57ZM30 237V236H29ZM65 237V238H64ZM71 237V238H70ZM98 237H99V235H98ZM116 237H117V235H116ZM115 237V239H117ZM120 237H122L121 235H120ZM156 237H158V239L159 240H157V238ZM163 237H165V239L163 238ZM194 237H196V236H194ZM216 237H214L215 238V242H217L216 241ZM228 237L229 238H231L230 240L228 239ZM7 238V239H8ZM21 238V239H20ZM26 238V237H25ZM31 238H33V241H34V238L37 240V242H38V239L36 238V234H35V236L34 237H31ZM30 238V239H31ZM41 238H42V236H41ZM48 238V237H47ZM100 238V239H101ZM114 238V237H113ZM118 238H119V236H118ZM125 238H127V237H125ZM178 238V239H177ZM193 238V237H192ZM219 238H220V236H219ZM43 239H44V237H43ZM42 239V240H43ZM99 239V238H98ZM107 239V238H106ZM129 238H127V240H128ZM131 239H132V237H131ZM130 239V240H131ZM162 239H164V240H162ZM180 239V240H179ZM197 239V238H196ZM226 239V240H225ZM4 240V239H3ZM6 240V239H5ZM10 240V242H12ZM23 240V239H22ZM25 240H27V238L25 239ZM25 240H23V241H25ZM39 240H41V239H39ZM73 240V241H72ZM80 242H79V241ZM104 240V239H103ZM112 240V239H111ZM122 240H123V237H122ZM127 240H126V242H127ZM178 240V241H177ZM202 240V239H201ZM204 240V239H203ZM212 240V239H211ZM7 241V240H6ZM31 241V240H30ZM32 241V242H33ZM47 241V240H46ZM68 241V240H67ZM70 241V240H69ZM68 241V242H69ZM79 243H78V242ZM105 241V240H104ZM103 241V242H104ZM116 241V240H115ZM115 241H114V244H115ZM119 241V240H118ZM132 241V240H131ZM130 241V242H131ZM138 241V243H135V242H137ZM195 241H197V240H193V242L194 243H196ZM13 242V243H14ZM29 242V241H28ZM67 242V243H68ZM125 242V244H127ZM198 242V241H197ZM205 242V241H204ZM211 242V241H210ZM232 242H233V244H234V246H235V248L232 246L233 244H232ZM7 243H8V241H7ZM19 243V242H18ZM24 243V242H23ZM27 243V242H26ZM31 243V242H30ZM33 243H36L35 241L33 242ZM33 243H31L30 245L31 246H29L28 247V252L29 251H32V249L30 248V247H32L33 246ZM40 243H41V241H40ZM39 242L37 243V245L38 244H40ZM49 243V242H48ZM47 243V244H48ZM87 243H89V247H88V249H86V246H85V244L87 245ZM113 243V242H112ZM118 243V242H117ZM121 243H124V242H121ZM25 244V243H24ZM24 244H22V245H24ZM45 244V243H44ZM43 244V245H44ZM62 244V243H61ZM69 244V243H68ZM105 244H108V245H105ZM131 244H132V242H131ZM138 244V245H137ZM201 244V243H200ZM206 244V243H205ZM211 244V243H210ZM232 244V245H231ZM11 245H14V244H12L11 243ZM26 245V244H25ZM37 245H34L33 247H35V246H37ZM41 245H42V243H41ZM40 245V246H41ZM57 245V244H56ZM56 245H53V247L55 248V249H59V243H58V245H57V248H56ZM71 245V244H70ZM99 245H101V248H102V252L104 253V254H102V256L100 255H98L97 256V253L99 252V251H101V248H100V250L98 251L97 250V248H98V246ZM103 245V246H102ZM119 245V244H118ZM123 246H125L124 244H122ZM121 245V246H122ZM130 245V244H129ZM162 245V246H161ZM183 245H187L186 247L185 246H183ZM202 245V244H201ZM201 245H199V246H201ZM208 245V244H207ZM8 247H11L10 245H7ZM15 246H17V245H15ZM19 246V245H18ZM17 246V247H18ZM21 246V245H20ZM39 246V245H38ZM37 246V248L39 249V247ZM46 246V245H45ZM48 246V245H47ZM46 246V249L48 248ZM61 246V245H60ZM68 246V245H67ZM72 246V245H71ZM74 246V245H73ZM72 246V247H73ZM92 246V247H91ZM106 246V247H105ZM108 246V247H107ZM110 246V247H109ZM116 246V245H115ZM121 246H120V248H121ZM5 247H6V245H5ZM16 247V248H17ZM26 247H27V245H26ZM41 247H43L42 249H44V246H41ZM53 247H52V249H53ZM69 247V246H68ZM100 247V246H99ZM127 247V246H126ZM133 247V246H132ZM183 247H185V248H183ZM233 247V248H232ZM12 248V247H11ZM24 248V247H23ZM23 248H21L22 250H23ZM63 248V247H62ZM85 248V249H84ZM90 248V249H89ZM91 248H94V249H91ZM114 248V247H113ZM116 248L117 249H115V251L116 250H118V246H116ZM20 249V248H19ZM29 249H31V250H29ZM34 249V248H33ZM45 249V250H46ZM51 249V247L49 246V250L47 249L46 251L48 252V251H51L52 250ZM68 249H70V247L68 248ZM99 249V248H98ZM111 249V248H110ZM109 249V251H111ZM141 249V250H140ZM147 249V250H146ZM182 249H184V251H183V254H184V256H181V250ZM12 250V249H11ZM14 250H16V249H14ZM18 250V249H17ZM21 250V251H22ZM35 250H37L36 249V247H35ZM40 250V249H39ZM73 250V249H72ZM95 250H97L98 252H96ZM5 251L7 252L5 255L2 253L1 254V256L2 255H4V256H2L3 258H5L6 260L7 259H13V261H14V258H16V254L14 253L13 255H14V257L12 256V254L10 253V252H12V251H10L9 249H4V251L2 250V252H4L5 253ZM10 251V252H9ZM27 251V250H26ZM55 251V250H54ZM58 251V252H59ZM114 251V252H115ZM169 251V252H168ZM18 252V251H17ZM34 250L31 252L33 255H34ZM39 252V251H38ZM42 252V251H41ZM46 252V253H47ZM57 252V251H56ZM57 252V253H58ZM72 252V251H71ZM70 252V253H71ZM112 252V251H111ZM114 252H112V254L111 255H114ZM145 252H147V253H145ZM152 252V251H151ZM156 252L159 254H156ZM163 252H164V254H163ZM22 253V252H21ZM27 253V252H26ZM30 253V254H31ZM45 253V254H46ZM48 253H50V252H48ZM73 253V252H72ZM75 253V252H74ZM77 253V252H76ZM200 253H202L201 252V249H200ZM8 254H10V256L8 255ZM18 254H20V253H18ZM24 254V253H23ZM65 254V255H64ZM100 254V253H99ZM155 254H156V256H155ZM205 254H206V256H205ZM6 255H8L9 256V258L7 257H5ZM22 255V254H21ZM29 255V254H28ZM27 254H26V256H28ZM32 255V256H33ZM39 255L37 256V257H39ZM115 255H116V252H115ZM172 255V256H173ZM186 255V256H185ZM0 256V257H1ZM26 256L24 255H22L21 257L23 258H21L22 260H21V262L22 261H24V259L26 258ZM35 256V255H34ZM145 256H144V258H145ZM198 256V257H197ZM1 257V259H0V261H1V264H6V263H10V259L9 260H7L6 261V263L3 261V258ZM25 257V258H24ZM30 257V256H29ZM36 257V256H35ZM36 257V258H37ZM160 257V260L158 259ZM149 258V257H148ZM147 258V259H148ZM4 259V260H5ZM17 259V258H16ZM31 259V258H30ZM30 259H28V260H30ZM39 260H40V258H38ZM114 259L116 260L115 262L116 263H111V261H114ZM139 259V258H138ZM194 259V258H193ZM192 259V261H194ZM202 259V258H201ZM33 260V259H32ZM37 260V259H36ZM44 260V261H45ZM109 260V261H108ZM136 260H137V258H136ZM159 260V261H158ZM12 261V262H13ZM16 261V260H15ZM31 261V260H30ZM61 261H62V263H61ZM143 261H145V260H143ZM147 261V260H146ZM158 261V262H157ZM199 261V260H198ZM203 261V262H202ZM2 262H4V263H2ZM11 262V263H12ZM18 262V261H17ZM16 262V263H17ZM21 262L19 263V264H21ZM25 262V261H24ZM24 262H22V264H25ZM36 261H34V262H32V264L33 263H35ZM43 262V261H42ZM150 261H148V262H145V264L147 263V264H151V263H149ZM153 262H155V261H153ZM152 262V263H153ZM169 262V263H168ZM252 262H254V263H252ZM8 263V264H9ZM10 263V264H11ZM15 263V262H14ZM29 263H31V262H29ZM40 263V262H39ZM159 263V264H160ZM18 264V263H17ZM42 264V263H41ZM143 264H144V262H143ZM155 264V263H154Z\"/></svg>","mask_w":264,"mask_h":264}]
</instances>
